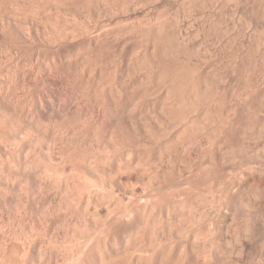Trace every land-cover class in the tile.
I'll list each match as a JSON object with an SVG mask.
<instances>
[{
	"label": "bare ground",
	"instance_id": "1",
	"mask_svg": "<svg viewBox=\"0 0 264 264\" xmlns=\"http://www.w3.org/2000/svg\"><path fill=\"white\" fill-rule=\"evenodd\" d=\"M41 1L44 2V0H38L37 2L38 3H41ZM51 1L52 0H45L46 4H48V5L51 4ZM57 1H59V0H57ZM61 1L63 2V0H61ZM90 1L94 2V0H90ZM95 1L97 2V0H95ZM102 1L103 0H99V3L102 2ZM107 1H108V4L111 5L112 11H113V9H115V10H117V12L119 11V12H121L123 14H126V13H130L131 14L132 12H134V14H137L135 12H138L137 11L138 9H139V12H140V11L143 10L142 8H144L145 6L147 7L148 4L150 5V3H152L151 5H153V3L154 4L155 3H158V0H107ZM234 1H236V0H234ZM260 1H259V3H260ZM31 2H33V1H31ZM159 2H161V0H159ZM165 2H167V1H165ZM193 2H194V0H193ZM210 2L212 3V1H210ZM99 3H97V4H99ZM162 3H164V0L162 1ZM241 3H242V0H241ZM75 4H77V3H75ZM198 4H200V3H198ZM218 4H220V3H218ZM224 4H226V3H224ZM254 4H255V1H254ZM22 5L23 4H21V6ZM241 5L244 8V5L243 4H241ZM251 5H253V4H251ZM19 6H18V8H20L21 11H24V10H22V8L23 9L25 8L26 10L30 9V8L27 9L28 6L26 7V5H23V7H21V6L19 7ZM36 7H38V6H36ZM155 7H156V5H155ZM187 7H188V5H187ZM190 7H191V5H190ZM239 7H241V6H239ZM63 8H65V7H63ZM66 8H68V7H66ZM73 8H76V7H73ZM175 8H174V10H175ZM213 8L214 7H212V9ZM226 8H225V10H226ZM10 9H12V8H10ZM38 9H40V8L38 7ZM43 9H45V7ZM77 9H79V8H77ZM144 9L147 10V11H149V13H150V10H148V7H147V9L146 8H144ZM151 9H153V8H151ZM162 9H164V8H162ZM204 9H202V10H204ZM250 9H252V8H250ZM16 10H18V9H16ZM48 10H51V9H48ZM73 10H75V9H73ZM101 10H103V9H101ZM57 11H59V10H57ZM151 11H153V10H151ZM164 11H165V9H164ZM238 11H239V9H238ZM254 11H252V12H254ZM97 12L98 11H96V13ZM117 12L116 13L115 12H112V13L117 14ZM167 12H168V10H167ZM167 12H164V14L167 13ZM218 12H221V11H218ZM262 12H264V11H262ZM11 13H13V12L11 11ZM61 13L62 14H65V12L64 13L61 12ZM80 13H78V14H80ZM149 13L147 12L145 14H149ZM123 14H122V16H123ZM153 14L154 13H152V15ZM233 14H234V11H233ZM40 15H39V18H40ZM73 15H74V13H73ZM86 15H87V13H86ZM114 15H112V16H114ZM131 15H133V14H131ZM156 15L158 16L159 14L157 13ZM205 15H206V13H205ZM6 16H8V15H6ZM30 16H33V15L26 16V19L27 18H30V20H31V17ZM97 16H98V14L96 15V17ZM108 16H110V18H111V15H108ZM159 16H161V14ZM192 16H191V19H192ZM199 16L200 15H198V17ZM240 16H241V14H240ZM244 16H246V15H244ZM261 16H263V15H261ZM2 17H5V16H2ZM8 17H6L7 19L6 18L5 19L6 20H9V21L4 20L5 22L8 23V24H5V25L3 24L5 22H2L3 21L2 20L3 18L2 19L0 18V20H2V21H0V23L2 22L1 26L3 25L1 27V29H0V41L1 40H2V42L3 41H5V42L6 41H10L11 42L12 41V44L15 43L17 45V47L19 46L20 50H21V48L23 50L24 49L25 50L26 49L28 50L29 48L32 47V45H34L33 47L36 46L37 49L40 50L39 53H38V55H40L41 58H43V57H44V59L46 58V61H49V59H51V61H49V64H47L48 62L45 63L44 62L45 60L44 61L42 60V62H44L45 64H47V66H43L45 64H42V62L40 61L41 59L39 58V61L41 62V65L44 68L40 66V63H37L39 66L36 64V68H37V66L39 68L34 69L35 68V65H34V68H31L30 67V69H29L30 70V73L29 74L30 75L32 74L33 75V78L35 77L34 79H32V81L33 80H35V81L38 80L37 83L39 82L38 84L39 85H42V86H40L41 87V92H40L39 95H37V101L35 99H33L35 97H33V98L31 97L33 100H35V102L33 103V100L31 99L33 104L28 101L32 105L29 104V105H31V107L28 108V110L30 109L29 111L27 110L28 111V114H27V112L24 111L25 114L23 116L21 115L23 121L16 122L17 120L19 121L21 119L19 113H18L19 115L17 114L19 116V119H16V118H18V116H15L16 117L15 118L16 121L13 120L14 118L12 119V117H14V115L16 113V111H15L16 109L12 110V111H15L13 113L14 115L10 111H9V114H7V113H5L6 111H3L2 110V109L5 108L6 105L5 106H1V104H0V155L2 154V156H3L2 159H0V190H1L0 193H2V190H3V192H6L7 195H8V192H10L11 190H14L15 186H17L16 183H21V186H22V181H23V183H25V186H24L25 187V190H26V192L28 191L27 194L29 192H31L35 196V194L37 193L36 190L38 191V189H40V190L46 189L45 187L48 184H45L46 181H47V180L45 181V178H49V174H50V172H48V171H51V172L53 171L54 174L56 173L55 171H57V172L60 171L59 173H60L61 176L62 175L64 176V175H67L68 174V173L67 174H63V173L61 174V172H64L65 173V172H68L69 171V174L68 175H69L70 178L68 176H66V177H68V179L65 180V181H68L69 180V182H71V183H68L67 184V183L64 182L66 184L64 187H68L69 189H71V191L72 190H76L77 191L78 190V186H80V187L82 186V183L80 184L81 181L79 179L80 178L83 179L82 182L85 184V186H83V187H84V189H85V187L87 188L85 190H88V192H89V195L88 196L89 197L91 196L90 198H88L89 199L88 202H86L88 204L86 206V207H88V209L85 211V213L87 212V214L84 213L86 216L83 215V212L81 211L82 212V215L85 216L84 219H82V221L84 220V223H82V221H80V222L79 221H74V218H77V217H72V219L69 218L68 221L66 219L67 222L66 221H63V225L65 223L64 228L66 227V230L62 234H60L61 230H60V232L55 231L57 233L56 236H55L56 238H60L61 239V237H62L63 240L64 239H66V240L69 239V241H73V243H74V245H73L74 246L73 247L74 250H73L71 256H69V257L66 256L67 257V260L64 259L65 261H67V263H69V264H235L232 261L231 258L233 256H238L237 260L235 259V262L236 261L238 262V263L236 262V264H249V262H251L253 260V258L255 259L254 261H256L258 259V262L256 264H264V145L262 147V150H259V152H256L255 151L258 154L254 155V157L251 156V154L253 155V153H254L253 152L254 150L252 151V143H253L252 142L253 141L252 139H253V136H254V139L256 138L255 135H258V137L260 136L263 139L262 142L264 144V103H263V101H264V98H263L264 97L263 96L264 95V92L263 93L261 92L263 94L262 95L263 97H262L261 95L256 94V93H259V92L256 89H254L255 92L252 91V92H250V94L248 92V95L244 94V96H246L245 97L246 99L244 101H243L244 98H239V97L238 98H234L230 94V89H229L230 87L227 88V86H229L230 83L229 84L228 83L225 84L226 82L223 83V82H220V81L218 83L217 82L218 80L215 81L214 80L215 78L213 79V77H211L212 75L210 76L209 75L210 73L207 74L206 73L207 71L206 72L204 71L205 68L204 67H201V65L198 64V62H199L200 59L198 60L197 63H195V58H194V55H193L194 54V51H193V47L191 45L192 42L190 41L191 39H189V36L188 35H187L188 37L185 36V34L182 35V33H183L182 30L184 31V29H181V28L179 29L178 28L181 25V24H179V22H177L179 24L178 27L176 26L177 24L174 25L173 24V21H175V20L172 19V18H171L173 20L172 23H171V21L169 23V24H172V25H170L169 27H170V29H172L171 31H173L172 26L174 25L175 26V29L177 27V29H178L177 31H175V29H174V32L170 33L171 32L170 29L167 28L169 24L166 25L167 24L166 23L167 22L166 21L167 19H165V21H166L165 23L163 21L164 19H162L163 22L161 21V23L157 19L159 21V23H160L159 24L158 22H156L157 25L159 24V26H161V24H164L161 27L156 26V23L153 21V23H151V25L153 24V26H152L153 29H151V32H149L150 31V28H149V30H147V31L145 30L144 31V32H147L148 34L150 33L149 35H147V33H145L147 35V38H145V39H147V41H146L147 43L146 44L148 45V48L145 46L147 48L146 49L147 51L146 50L145 51H146V53L148 55L147 61L149 60L148 62H149V65H150L151 72L149 73L150 75H148V81H146L147 79L145 80V78H147V76L144 77V80H142L139 77V79L142 80L143 82L140 81V80L139 81L137 80L138 82H141L142 86L145 87V85H146L147 90L145 88H143L141 86V84L138 85L139 83L136 84L135 82H133V84L135 83V87L141 86L145 90L144 92L141 93L140 91L142 90V88L140 89V87H138L140 90L137 89V91H136V89H135V91H134V89H133V91H132L131 89L132 88H135V87H133V85H132V88L130 87L131 84H132V82H130L131 84H129V83H127L128 80L127 81L126 80L125 81L123 80V76H122L123 75L122 74L123 69L121 67L122 66V63L119 64L115 68L116 77H115V80H112L113 82L115 81L114 84H113L112 81H111V83L110 82H108V83L106 82L107 85L108 84H111V86L112 85L114 86V88H112L113 86L111 87V90H108L109 89L108 86H110V85L107 86L105 84V86H107V88H106L104 86V83H102V81H100L101 78L100 79L98 78V74L100 72L102 73L103 70L105 72L108 70V68L106 66L107 63L105 65H103V58L109 57L113 51H116L117 52V50H118L122 54L123 60L125 61V58H124V57H126V56H124L125 51L127 50L126 52H128V50L131 47H133V46L135 48V46H136L135 43H134V45H131V47H130V45H128V44H131V42L128 41V40L125 41V38H124V41H122L120 39V40H114V42H113L111 40V38L108 37V34L106 36H104V33H103V36L104 37H101L102 35L101 36H98L97 35V37L96 36L89 37L87 35L88 36V38H87V37H85L86 35H83L82 33L75 32L76 30L75 31H72L73 33H71L69 31L71 34L65 31L66 32V34H65V33H63L64 30L62 29V31L61 30L60 31L63 34L61 32L59 34V31H58V34H57V33H55V30L57 32L58 29L56 27L58 25L57 26L54 25V34H53V31H51L52 34L49 32L50 31L49 29H52V27L47 26V27H50L48 29L47 27H44L43 26V28H45V30H48V32L50 34H48V36L45 35L46 34L45 33L46 31L44 30L45 31L44 32L41 29V31L44 33V36L42 35L43 36L42 37L40 35L41 32L40 33L38 31L36 32L37 29H35V31H33L34 28L32 26H35L36 24H34V23L31 22L32 23L31 28H30V26L27 25L28 28L26 26L25 27V28H27L26 30H25V28L23 26H20V25H23V24H24V26L26 25L25 24V20H26L25 17L23 19L24 22H22V23H20L19 21H17V20H19L18 18L20 16H18L17 19L14 18V20L16 19V21L18 23H20L19 25H16V23H14V21H12L13 18L11 16H10L11 18H8ZM14 17H16V16L14 15ZM21 17H22V15H21ZM34 17H32V19ZM103 17H105V16H103ZM106 17H107V15H106ZM165 17L166 16H164V18ZM170 17H172V16L170 15ZM75 18H76V16H75ZM80 18H81V16H80ZM148 18H150V17H148ZM145 19H147V18H145ZM249 19H251V18H249ZM256 19H258V18H256ZM134 20H135V18H134ZM151 20H153V19H151ZM157 20H155V21H157ZM160 20H161V18H160ZM183 20H184V18H183ZM217 20H215V21H217ZM219 20H221V19H219ZM131 21H130V23H131ZM215 21H213V22L215 23ZM232 21L233 20H231V22ZM234 21H235V19H234ZM245 21H246V19H245ZM27 22H28V20L26 21V23ZM33 22H34V20H33ZM78 22H80V20ZM84 22H88V21H84ZM139 22H141V20ZM168 22H169V20H168ZM191 22H193V21H191ZM204 22H205V18H204ZM240 23H242V22H240ZM28 24H29V22H28ZM37 24H39V23H37ZM64 24H66V23H64ZM85 24H84V26H85ZM114 24H115V22H114ZM118 24H119V21H118ZM229 24H230V22H229ZM107 25H109V24L107 23ZM201 25H203V24H201ZM216 25H218V23L215 24V26ZM222 25H223V23H222ZM246 25H247V23L245 24V26ZM39 26L41 27L42 25H39ZM121 26H123V25H121ZM164 26H165V28H164ZM224 26H225V24H224ZM231 26H232V24H231ZM36 27L38 28L37 25H36ZM69 27L71 28V26H69ZM81 27H83V25ZM110 27H111V25H110ZM216 27H218V26H216ZM74 28H76V27H74ZM113 28L114 27H112V29ZM119 28H120V26H119ZM139 28H141V27H139ZM144 28H145V26H144ZM198 28H199V25H198ZM258 28H259V26H258ZM137 29L135 31H137ZM225 29L226 28L224 27V30ZM38 30H40V29H38ZM80 30H81V28H80ZM82 30H83V28H82ZM106 30H107V28H106ZM119 30H121V29H119ZM102 31L100 33H102ZM129 31H130V29H129ZM188 31H189V29H188ZM194 32L197 33L196 31H194ZM206 32L208 34V30ZM261 32H260V34H261ZM91 33L92 32H90V34ZM225 33H223V34H225ZM145 34H143V37H144ZM186 34H188V33H186ZM197 34H199V33H197ZM234 34H235V32H234ZM120 35H121V33H120ZM137 35H135V36H137ZM255 35H257V34L255 33ZM45 36H47V37H45ZM228 36H226V37H228ZM263 36H264V34H263ZM169 37H171V38H169ZM185 37H187V39L191 43ZM226 37H224V38H226ZM168 38L171 39V40H172V38H175L174 41L172 40L173 42H175V46H174V43L172 42L173 45L171 47V44H169V43H171V41H167L166 42L167 46H169V45L170 46L168 48L163 47L164 46V43H165V40L168 39ZM239 38H241V37H239ZM207 39H210V38H207ZM219 39H221V38H219ZM197 40H199V39H197ZM227 40H229V39H227ZM257 40L259 41L260 39H257ZM205 41H206V39H205ZM138 42H141V41H138ZM195 42H197V41H195ZM195 42H193L192 44L195 45ZM210 42H212V41H210ZM262 43H264V42H262ZM138 44H140V43H138ZM166 44H165V46H166ZM144 45H145V43H144ZM214 45H215V43H214ZM139 46L140 45H138V47ZM208 46L210 47V45H208ZM33 47H32V49H36V47L35 48H33ZM215 47H217V46H215ZM252 47H254V46H252ZM241 48H242V46H241ZM258 48H260V47H258ZM37 49H36V51H37ZM9 50L11 52V49H9ZM225 50H227V49L225 48ZM250 50H251V48L248 51H250ZM256 50H257V48H256ZM82 51H85L84 58H83V52ZM162 51L166 55V56H164L165 59H162V57H161L162 56L161 55V52ZM208 51H209V49H208ZM215 51H217V50H215ZM42 53H45V55H47L49 58L47 56L45 57L44 54H43L44 56H42ZM240 53H242V52H240ZM1 54H4V53H1ZM21 54H23V53H21ZM79 54L82 55V56L81 55L80 56L83 59H80L81 57H76L78 60L77 59L74 60V58H75L74 55L77 56ZM128 54H130V53H128ZM128 54H125V55H128ZM203 54H206V53L204 52ZM255 54H256V52H255ZM221 55L222 54H220V57H221ZM20 56H22V55H20ZM201 56H203V55H201ZM238 56H241V55H238ZM22 57L24 58V56H22ZM30 58H32V57H30ZM110 58H111V56H110ZM120 58H122V57H120ZM243 58H244V56H243ZM109 59H108V61H109ZM126 59H128V58H126ZM260 59H262V58H260ZM245 60L243 59V61H245ZM119 61H120V59H119ZM22 62L23 61H21V63ZM128 62L129 61H127V63ZM222 62H224V61H222ZM246 62L247 61H245V63ZM13 63H14V61H13ZM18 63L19 62H17V64ZM134 63H136V62H134ZM240 63L241 62H239V64ZM113 64H115V63H113ZM230 65H231V62H230ZM14 66H15V63H14ZM14 66H12V67H14ZM18 66H19V64H18ZM32 66H33V64H32ZM217 66H218V64H217ZM221 66H222V64H221ZM8 67H10V64H9ZM212 67H214V66H211V68ZM5 69L3 68L4 71H5ZM22 69H25V68L23 67ZM213 69H215V68H213ZM219 69H220V67H219ZM243 69H245V68H243ZM251 69L252 68H250V70ZM228 70H227V73L229 72ZM255 70H256V68H255ZM36 71H38V72H36ZM209 71H210V69H209ZM245 71H247V70H245ZM10 72H9V74H10ZM163 72H164V76L165 77L163 76V79H158V77L161 76L163 74ZM7 73H8V71H7ZM233 73H235V72H233ZM141 74H143V73H141ZM2 75H4V74H2ZM25 75L26 74L24 73V75H23L24 76L23 77L24 78V82H27L28 81V79H27V76L28 75H26V76ZM223 75H225V74H223ZM215 76H217V75H215ZM19 78H21V77H19ZM31 78L29 77V79H31ZM159 78H162V77H159ZM124 79H125V77H124ZM216 79H218V78H216ZM235 79H236V77H235ZM10 80H12V79H10ZM1 81H3V80L1 79ZM144 81H146L147 84ZM214 81L217 84H219L218 85L219 88H217L218 89L217 91H214L215 92V95H213L212 98H211L210 95H209L210 97H208V96L206 97V95H208V94H211L212 95V93H214L213 92V88L216 86V84H215ZM233 81H235V80H233ZM103 82H105V81H103ZM143 83H145V84L143 85ZM238 83H239V81H238ZM256 83H257V80H256ZM232 84H233V82H232ZM234 84H235V82H234ZM256 85H257V87H255V88L260 89L259 86H258L259 84L257 83ZM23 86H25V85H23ZM40 87L38 86V88H40ZM235 87H237V86H235ZM238 87H240V86L238 85ZM244 87H245V85H244ZM15 88H17V87H15ZM240 88H239V90H240ZM215 89H216V87H215ZM39 90L40 89H38L37 92H39ZM14 91H16V90H14ZM22 91H24V90H22ZM17 92H19V91H17ZM4 93H5V91H4ZM19 93H17V94H19ZM30 93H31V91H30ZM8 94H5V95H8ZM10 94H12V93L10 92ZM35 94H37V93L35 92ZM238 94H240V93L238 92ZM2 95H4V94H2ZM23 96H24V94H23ZM30 96H32V95H30ZM154 96H155V99L153 100L152 98H154ZM10 97H11V95H10ZM18 97H20V96H18ZM145 97L146 98L148 97V99L150 98V100L152 99L153 100V103H152V100H151L150 101L151 104H149V102H148L149 100L147 101V99ZM162 97H163V99L165 97L166 105L164 104L165 106H163L164 107L163 110L160 108L161 106L159 107L162 112L159 109H157L158 112L159 111L161 112L160 114L163 117L162 118V121L160 122V120H161L160 119V116H159L160 114L158 115V114L154 113V112H157V110L156 111H154V110L157 108V106H159V105H156V102L157 101H159V103L158 102L157 103L158 104H161V105L165 102V100L163 102V99H159V98H162ZM145 99L147 101V104H145L146 101H144V102H142L143 104H145L143 106L146 107V105H147L146 108L149 110V111L147 110L148 113H150L151 107L154 106V109L153 110L151 109V113L153 111L152 114H154V115L156 114L160 120L155 115L156 118L161 123V125H158L159 127L156 126L153 129H150V128L147 127L148 129L153 130L151 132V134L149 133L150 130H149V132H147L148 129L142 128L143 127V125L141 126V123L142 122L141 123L139 122L140 123L139 124L138 121L134 120V121H136L135 123L136 124L138 123L139 126L142 128L140 130L139 129L140 127L138 128V126H137L138 124L135 125V123L133 121V118L134 117L131 116L132 117V119H131L130 116L129 117L128 116L127 117L125 116L126 115L125 112H127L128 111L127 109L130 108V104H132L135 101L137 102L138 100L139 101H142V100H145ZM156 99H158V100H156ZM160 100L162 101V103H160ZM19 101H21V99ZM6 102H8V101H6ZM6 104H8V103H6ZM23 104H25V103H23ZM148 104L151 105V107H149ZM2 105H4V104H2ZM133 105H134V103H133ZM15 106H18V105H15ZM9 107H11V106L9 105ZM224 108H227V109L224 111ZM24 109H25V107H24ZM179 109H183L184 111L183 110H179ZM19 110H21V109H19ZM178 111H181V112L183 111V114H185V116L183 118L180 117L182 115V113L180 115H178L179 114ZM221 111H222V114H224V116H222V117H221ZM17 112H18V110H17ZM22 112H21V114H22ZM10 113H11V115H10ZM97 113H100V115L102 114L103 123H101V124H103V125H100L99 122H98L99 125L96 124L97 123L96 122L97 121V119H96L97 118V116H96ZM139 113H141V112H139ZM127 115H128V112H127ZM165 115L167 117H169V116H177V117H179V119H178V121H180L179 122V125H180V127L181 126L182 127L178 130V131H180L179 132L180 134L177 133L178 134L177 135V140L178 141L177 140H174L176 138L175 136L172 137V138L175 137L174 139L169 138V136H172V135L168 134L167 131L171 127V125H170L171 122L168 121L169 124L165 123V121L167 120V118L165 117ZM208 116H212V118H210ZM218 116L221 117L220 120H219V118H217L219 121L216 119V117H218ZM146 117H149V116H146ZM135 118H137V117H135ZM141 118H143V117H141ZM171 118H173V117H171ZM207 118H210V120L212 119V121H213L212 126H213V124H216V122H218V124L220 125V126L218 125V127L222 129V132L221 131H219V132L222 133V139H224V140H223V142H220V141L219 142L220 143H224L225 141H227L228 143L229 142L231 143L232 148L230 150H232V151L231 152H228V153H231L230 156H227L229 154H227V155L226 154H223L222 151H220L221 148L219 149V148L216 147L219 144V142H218V140H219L218 139V136H216L217 137L216 143L214 145H212V147H211V144L212 143L210 144V141H209V137L210 136L208 134L213 129H211V127H210V124L211 123L208 121ZM221 119H223V120H221ZM247 119H250L251 121H249ZM150 120H153V118L150 119ZM176 120H177V118H176ZM215 120H217V121L215 122ZM246 120L249 121V122H247ZM252 120H253V122H252ZM172 122H173V119H172ZM245 122H247V124H245ZM250 122H251V125H252V123L254 125L256 124V126H254V127L252 126V128H253L252 130H249V129H251V125L248 124ZM146 125H148V123ZM175 125H178V124H175ZM243 125H245V129H244V126ZM247 125H249L250 127L247 126ZM114 126H118L117 131L115 130ZM121 126H123V127L125 126V131L127 130L126 133L129 132L130 127H132L133 128L132 130H134V131L131 130L132 132H135V133L139 134L141 137H143V139H145V140H143L142 138L140 139V138H138L140 136L138 135V137H137V135H136V137L138 139L142 140V141H139L138 139L136 140V141H139L140 142V143L139 142H136V143H139V144H137V146L139 145L137 149L139 150L140 147H141L140 150L141 151L144 150V152L146 153V155H149V153H152L151 154L152 159L154 158L152 156L153 155V152H154V155H155V153L158 154V152H159V154H160L162 152V150L164 151L163 153H161V156H162L161 157V160H160V157H159V162L157 161V163H160V161L162 162L163 157L166 158L168 156L171 157L172 155H174L173 150H174V148H177V145H178V147L181 148V151L179 150L180 151L179 152L180 153V156H179V154H178V156L179 157H182L183 156L181 154L182 149H184V151H186L185 148H187L191 144V141H192L191 140L192 138L190 136H192L193 133L197 132L198 134H196V133L194 134V136L196 138L194 137L193 139H195L196 141L193 140V141H195L193 143L194 144H198L197 147H199V150H198V153L197 152L196 153L199 156L202 157V158L200 157V160H199V161H201V159H203L202 162L199 163L196 160V158L198 157V155H194V156H196V158L193 155H191L194 152V148H191L192 153H190L188 151V153L190 155H187V153L185 154L184 152H183V154H185L186 156H189V157L191 156V157H193V159L195 158V163H194L193 159H190L191 157L188 158V157H186L184 155L185 158H183V159H184V161L186 160L185 163L187 162L188 165H190L189 167L192 168V171H194V169L196 167V169L199 171V173L198 174H196V173L193 174L192 172H190V174L192 173V175L189 174L191 177L189 175L188 176H185L184 178L190 177V178H186V179H184V178L181 179L183 176L182 175L180 176V174H179V176L181 177L180 179L177 178L178 177V175H177V176H175L176 177L175 179L168 180L165 177V175L167 173L165 174V173H163V169L161 170L162 166L165 163L164 162L162 163V166H160L161 168H159L160 172H158L159 170L157 171V166L159 164L156 165L157 163L154 162L155 163L154 166L156 165L155 166L156 170L154 169L155 171H153V173L150 172L151 173L150 174L148 171H152V168H151V166H153V165H151V161L152 160L149 161L150 156H147V157H149L148 159L145 158L146 155L144 154L143 151L141 152L139 150V153L141 152V153L144 154L143 157L142 156L139 157L137 155V153L134 154V151H135V149L137 147L136 145H135V147L133 146L134 149H133V152L131 150L132 153L131 152L130 153H127L128 151L127 152H124L126 150V148L123 151H121V150L119 152L117 151L118 148H120V149L123 148L120 145V142L123 139V135L122 134H118V133H120L119 127L121 128ZM192 127L193 128H196L195 129L196 131H194V132L191 131L193 129ZM246 127L249 128L248 129L249 133L246 130ZM113 128H114L115 132H114ZM126 128H129V129H126ZM122 129H124V128H122ZM138 129L140 130V132H139ZM154 129H155V131H154ZM215 129H216V127H215ZM215 129H214V131H215ZM144 130H146V131H144ZM131 131H130V133H127L128 136L133 135L131 133ZM188 131H189V133L193 132L192 135L191 134L189 135ZM164 132L167 133L166 134V138H165V136H163V133ZM165 133H164V135H165ZM23 134L24 135L26 134L27 136L29 135L30 136V139L32 140V142L27 137H24L23 138ZM157 135H158V137H157ZM174 135H175V133H174ZM153 136L155 138L156 137L157 138H160L161 137V139H157L158 141L156 142V140H155V138ZM167 136H168V139H167ZM214 136H213V138H215ZM219 137H220V135H219ZM260 137H259V139H260ZM25 138L29 139L30 140V143H31L29 145L30 147H28L29 148L28 150H26L27 149L26 148V145H25V148H26L25 149L22 144L20 146L18 144L19 142L24 143V141L26 140ZM99 138H100V140H99ZM164 138H165L166 141L169 140V139H171V140H173V142H175L174 144H175L176 147H174L172 149V151H170L171 148L168 147L169 146V142L168 141L167 142L166 141L165 142H161V141H164L163 140ZM211 138H212V136H211ZM152 139L155 140V143L157 145H155V143H152V142H154ZM102 140L105 143H103ZM159 140H160L161 143H164V145H162V146H164V148L161 145H159L163 149L161 147H158ZM98 141L102 142L103 143V146H105L107 144L104 147L105 149L103 148V146L101 147L102 143L99 142L100 143L99 144ZM206 141H209V143L208 142L207 143L210 145V148L207 145V143H205ZM25 142H27V141H25ZM176 142H177V145H176ZM211 142H213V141H211ZM28 143H29V141H28ZM28 143H26V144H28ZM97 143L100 145L99 147H97L98 146ZM123 143H125V142H123ZM150 143H152L154 145L153 146L154 148L152 147V145ZM126 144H127V141H126ZM204 144H206L209 149L207 148V146H206V148H207L206 149L205 146H204ZM128 145L126 147H128ZM173 145H171V146H173ZM225 145H227V144H225ZM228 145L230 146V144H228ZM218 146H220V145H218ZM142 147H143V149H142ZM150 147L153 148V149H150ZM155 147L156 148L157 147L158 148H161L162 150L160 149L161 151H159V149L157 148V152H156V148ZM224 147H223V149H224ZM228 148L227 149L225 148V150H228ZM102 149H104L105 151L102 150ZM111 149L113 151H115V152H112ZM137 149H136L135 152H138ZM177 149H175V151ZM188 149H190V148H188ZM200 149H202V150H200ZM110 150H111V152H110ZM100 151H101V154H100ZM150 151H153V152H150ZM200 151H202V152H200ZM116 152L119 153V154H117ZM120 152H124V157L126 156L125 155L126 153L129 154V156H128L129 158L126 157V158H128V160L131 159V157H132L131 155L133 154V156H135V157H134V159L132 157V160H134V161L131 160V161L125 162L124 160H127V159H125L123 156H121V157L124 158V159L123 158L121 159L122 160V162H121L120 158L119 159L116 158L118 155H120ZM223 152H224V150H223ZM112 153L116 154L117 156L115 155L116 157H114V155ZM167 153L169 155L168 156H165V155H167ZM176 153H178V151H176ZM121 154H123V153H121ZM178 156H177V154L175 156L177 160L179 158ZM113 157H114L115 160L113 159ZM136 157H137V159L139 158L138 161L141 158H143L145 162H147V163L150 162V163H148L150 165V167H149V165H147V163L144 164L145 162L143 160H140L139 161L140 164H141V161H143V163H142L143 166L141 164L142 167L140 168L139 167L140 164L137 162ZM237 157L239 158V161L238 162H237V160H238ZM171 158H169V159H171ZM187 158H188L189 161L192 160L191 163H193V164H189L190 162L187 161ZM116 159H117V161H120L123 164H120V166L119 165H116V163L118 164V162H116ZM135 159H136V161H135ZM206 159L208 161L204 163V160H206ZM154 160H155V158L153 159V161ZM156 160H158V157L156 158ZM163 160H165V159H163ZM153 161H152V163H153ZM166 161H167V158H166ZM196 161H197V164L198 165L199 164H202V163L204 165L202 164V165H200L198 167V165L196 166ZM5 162H7L6 163L7 164V167L6 168H10L9 170H6L4 168L6 166V164H4ZM112 162H113L114 165H112ZM114 162H116V163H114ZM168 162H169V160H168ZM180 162L181 161H179L178 163L180 164ZM178 163L176 162L175 164H178ZM9 164H10L11 167H8ZM160 165H161V163H160ZM188 165H186V166H188ZM41 166L45 170L44 173L45 172L47 173L44 176H43L44 173L41 174L39 172V171H41L40 170L41 169ZM114 166L117 169L119 168V170H117L116 168L115 169H116V171H120L121 173L114 171L115 170V169H113ZM134 168H135V170L133 171ZM163 168H165V167L163 166ZM188 169H190V168L187 167V170ZM3 170H5V171H3ZM197 170L195 172H198ZM7 171H8V173H7ZM9 171H10V173H9ZM36 171H37V173L39 172L41 174V178H43V177H45V176L48 175V177H45L44 180H41L40 178L38 180V182L41 180V182L44 181L45 183L42 182L41 184H38V182L36 181V178L38 179V177H40V176L36 177L37 175H39L37 173H36L37 175L35 174ZM161 171H162V174H164V175H161L160 174ZM5 172L7 173V175L5 174ZM42 172H43V170H42ZM53 172H52V175H53ZM164 172H166V170ZM169 172H170V170H169ZM118 173H119V176H117ZM145 173L146 174L149 173L151 175L149 177H152L153 178L152 179V178H149L147 176L148 177V180H149V183H147L148 181L145 180V179H147L146 176H144V175H146ZM173 173H175L174 175H176L177 172L174 171ZM180 173H182V171ZM152 174H153L154 177L152 176ZM171 174L172 173L170 172V176H171ZM185 175H187V174H185ZM168 176H169V174H168ZM203 176H204V179H203ZM97 177H100V178L98 179ZM144 177H145V179H144ZM173 177H171V178L168 177V178L172 179ZM205 177H206V180H205ZM73 178H74V180H73ZM70 179L72 181H70ZM96 179H98V181L101 179L99 181L100 183L97 182ZM202 179L205 180V182H202V183H204L208 187V188H205V189H209L208 191L212 192V194H210L211 197L213 195V199L210 198V200H212V201H210L209 199H207L209 196H206L205 197L206 200L204 198V196H205L206 193L202 192L204 189H201V188L202 187L204 188L205 185H202V187H199L202 184L200 182ZM20 180H21V182H19ZM56 180H55V182H57ZM135 180H136V182H134ZM143 180H145L146 182L143 181ZM138 182H140L141 188L140 187L139 188L142 189V192H143L144 187H145L144 191L145 190L147 191L146 195L145 194L144 195H141L142 197L139 195V191H141V190H138L137 189V187L139 186L138 185ZM142 182H144V187L142 186L143 184H141ZM151 182H154L155 184L153 183L152 185H150V188L149 189L148 188L146 189V185L149 186V184H151ZM135 183H137V186L135 185L136 187L134 186ZM49 185H48V187H49ZM51 185H52V183H51ZM55 186H57V185H55ZM18 188H19V186H18ZM58 188H59V186H58ZM20 189H22V188H20ZM55 189H56V187H55ZM165 189H170L171 192L169 194H167L166 192H168L169 190L165 192L164 191ZM198 189H200L201 192ZM52 191H54V189ZM197 191H199L198 192L199 194H197ZM206 191L207 190H205V192ZM88 192L86 191V194ZM40 193H41V191H40ZM80 193H84V192H80ZM162 193H164V194H162ZM201 193L204 196L202 195L201 196V200H200ZM11 194H13V193H11ZM32 194L29 193V195H31V196H29L30 199H28V201L29 200H33L32 199V196H33ZM43 194L44 193L42 192V195ZM51 194H53V193H51ZM57 194L60 195L59 193H57ZM71 194H74V193H71ZM78 194H79V191H78ZM141 194H143V193H141ZM208 194H209V192H208ZM36 195H38V194H36ZM192 195L194 196L195 199L193 198ZM38 196H40V195H38ZM44 196H45V194H44ZM53 196H54V194H53ZM79 196L78 197L81 198L84 195L81 196L79 194ZM117 197H118L119 200L117 199ZM121 197L122 198L123 197H126V198L128 197L130 199V204L127 203L128 205L123 206V208H121L119 206L118 207L119 209L117 211V205L115 206V202H117V201L114 202V199H117L118 201H120L122 199ZM139 197L145 199L146 202H143V203H145L144 205L142 203H141L142 205H140L139 203L136 202L139 199H141ZM202 197H203L204 200L202 199ZM38 198H41V197H38ZM11 199H12V197H11ZM24 199H22V201ZM35 199H36V197H34V200ZM48 199H50V198H48ZM77 199H76V201H77ZM129 199H125V200H129ZM82 200H83V198H82ZM122 200H124V198ZM1 201H3V200L1 199ZM15 201L17 202V200H15ZM28 201H27V204H28ZM55 201L53 202L54 204H55ZM61 201H62V199H61ZM78 201H79V199H78ZM83 201H85V200H83ZM111 201H113V202H111ZM141 201H143V200H139V202H141ZM33 202L35 203V202H37V200L36 201H33ZM64 202H66V200ZM10 203H8V204H10ZM17 203L14 202V204H16V205H17ZM41 203H42V201H41ZM81 203H82V201H81ZM81 203H79L80 206H82ZM112 203H114V205H112ZM135 203H137V204H135ZM12 204L13 203H11V205ZM30 204H32V203H30ZM54 204H52V203L49 204V205H52V206H50L51 209L48 210V208H47L48 212L47 211H45V212L43 211V214L46 213V216L47 217H52L51 214L52 213H55V215H53V217L55 218L56 214H58V210L62 206L61 207H60V205L55 206ZM56 204H58V203L56 202ZM3 205L6 208V205L5 204H3ZM28 205H23V206L26 207ZM37 205H38V203H37ZM44 206H46V205H44ZM114 206L116 207V211L115 212H117V213L114 212V208H115ZM1 207H2V205H1ZM69 207H70V205H69ZM11 208L12 207H10L8 209H11ZM21 208H23V207H21ZM29 208H31V207H29ZM35 208H38V207H35ZM73 208H74V205H73ZM8 209H6V210H8ZM43 209L44 208H41V211ZM76 209H73V212H75ZM213 209L214 210L216 209L215 213L213 212L214 211ZM19 210H21V209H17V212ZM37 210H39V209H37ZM194 210H195V212H194ZM28 211H29V209H28ZM79 211H80V208H79ZM19 212H21V211H19ZM37 213H39V212H37ZM172 213H178V215H177L178 217L175 216L176 217V220H177V218L180 217L181 223H182V221L185 222V223H182V225H184L187 228V230H185V232L186 231H189V234H191V235H187L186 238L182 239L183 241L179 240V242L181 241L180 243H177L179 246L175 244L176 243V241H175L176 239L174 238L175 240L173 241L172 237L170 236V233L171 232L168 233V234L166 233L167 231L165 232V228L168 230V227L167 226L170 224L169 221H167V222H169V224L167 223L168 225L165 224L166 227H163L164 226L163 225L164 222H166L165 220H163L162 225H157L159 218H161V217L164 218V217H166V215H167V217L169 216L168 218H170L171 221L173 222V219L175 220V218H174V216H173ZM9 214H10V212H9ZM13 214H15V212ZM62 214H63V212H62ZM71 214H73V213H71ZM44 215L43 216H41V215L39 216L38 215V216L41 217V218L42 217L44 218ZM64 215H65V213H64ZM170 215L173 216V217H171ZM174 215H176V214H174ZM17 216H19V214ZM79 216H80V214H79ZM158 216H159V218H158V220H156ZM27 217H29V216H27ZM80 217L82 218V216H80ZM103 217H105V219ZM8 218H10V217H8ZM43 218H42V220H43ZM58 218H59V216H58ZM66 218H68V217H66ZM162 218L160 219V221L162 220ZM19 219H20V217H19ZM45 219H44V221H45ZM3 220H5V219H3ZM27 222L29 223L30 220L27 221ZM35 222H36V220L34 221V224L35 225L31 222L33 224V226H36V223ZM53 222H54V219L52 220V222H50V219H49L48 222H46V224L40 223V222L37 221V225L39 224L37 226L39 228V230H38L37 227H35L37 229L36 232H39L40 229L44 230V232H48L47 231L48 230L47 228H49V230H50L51 227H52L51 226V223H53ZM223 223H227L226 228H225V224H223ZM53 224H55V223H53ZM61 224H60V226H62ZM155 224L157 225L156 227H154ZM159 224H161V222ZM173 224H174V222H173ZM194 224H195V226H196V224L198 225L197 226L198 231H196V229H195V231L193 230V227H194L193 225ZM222 224L224 226H222ZM89 225H91V226H89ZM172 225H171V227H172ZM175 226H177V225H175ZM13 227H15V226L13 225ZM25 228H26V226H25ZM45 228L47 230H45ZM58 228H60V227H58ZM152 228H153V231L152 232L154 233L153 234L154 236L153 237H150L152 235H150V234L148 235V230H152ZM182 228H184V227H182ZM36 229H34V232H35ZM19 230H21V228ZM26 231H28V230H26ZM169 231H170V229H169ZM7 232H8V229H7ZM173 232L175 233V231H173ZM53 233H54V231H53ZM1 234H2V232H1ZM1 234H0V236H1ZM25 234H27V233H25ZM43 234L45 235L46 233H43ZM38 235H42V234H38ZM38 235H37V239L42 238V236H40V238H38ZM49 235L51 236V234H49ZM17 236H16V238H17ZM28 236H30L31 238L29 237V238L24 239L23 243H19L21 245H18L17 246V244H18L17 243L16 246L14 245L15 247H13L12 249H7L9 251L14 249V251L16 250L17 254L20 255L19 256L20 260L18 259L19 262L17 261L18 264H26V263L28 264V261L27 260H29V258H33L34 257L33 255L34 254L36 255V250H38L37 249L38 244H36V243L39 242L40 240L39 241L36 240L37 241L36 242L34 239L31 240L32 237H33V235L32 236L31 235H28ZM48 236H46V238ZM172 236H174V234H172ZM175 236H177V235H175ZM202 237L204 239H200L202 241V243L201 242L199 243L200 240H198V239L199 238H202ZM43 238H44V236H43ZM176 238H178V237H176ZM13 239H15V238H13ZM51 239H52V237H51ZM193 240H194V242H192ZM41 242H43V241L41 240ZM11 243H13V242H11ZM63 243H65V242H63ZM91 243L94 244V245H92ZM39 244H40V242H39ZM71 244H72V242H71ZM140 244H141V246H138ZM4 245H5L4 248L5 247L6 248L8 247L5 243H4ZM60 246H62V243H61ZM10 247H12V246H9V248ZM71 247H72V245H71ZM3 251H4V253H7L4 249H3ZM40 251H43V250H40ZM66 252H67V250H66ZM4 253L2 254V252H1L2 257L0 258V264H9L8 262L6 263V261H8V260H5V257L6 256H5ZM51 253H53V250H52ZM51 253H50V255H49V253H46V254H44L46 256H44V255L43 256L45 258H48L49 257L48 260L51 261L52 258L53 259L55 258L54 257L55 254H51ZM40 254H41V252H40ZM28 255H31L33 257H31V256L28 257ZM7 257H8V255H7ZM35 258H37V257H35ZM56 258H57V255H56ZM59 258L56 261H58V260L61 259V258L60 259ZM42 259H44V258H42ZM233 259H234V257H233ZM64 260H63V262L66 264V262ZM42 261L44 262V260H42ZM32 262H33V260H32ZM42 263H40V264H42ZM254 263H252V264H254Z\"/></svg>",
	"mask_w": 264,
	"mask_h": 264
},
{
	"label": "rangeland",
	"instance_id": "2",
	"mask_svg": "<svg viewBox=\"0 0 264 264\" xmlns=\"http://www.w3.org/2000/svg\"><path fill=\"white\" fill-rule=\"evenodd\" d=\"M19 1V2H18ZM31 1H33V2H31ZM38 0H0V18L3 20H0V21H2V22H5L4 20H6L7 18L6 17H8V18H13V20L12 21H14V23H16V25H19L20 23H22V22H24V17H25V19H26V16H28V15H33V16H30L31 17V20H30V18H27L26 20H25V26H24V24L23 25H20V26H23L24 28L28 25V26H30V28H31V26H32V23H34V24H36L37 26H38V28L36 27V25L35 26H32L33 28V31H35V29H37L36 30V32L38 31L39 33L41 32V36L43 35L44 36V33L41 31V29L44 31L45 30V28H43V26L44 27H47V26H50V27H52V29H49L50 27H47L50 31V33L52 34V32L51 31H53V34H54V25H58L56 28L58 29L57 30V32H56V30H55V33H57L58 34V31H59V34H60V32L62 31V29L64 30V32L63 33H65L66 34V32H68V33H73L72 31H75V32H77V33H82L83 35H86L85 37H87L88 38V36L89 37H94V36H96L97 37V35L98 36H101V37H104V36H106L107 34H108V37L109 38H111V40L114 42V40H122V41H124V38H125V41H130L131 42V44H128V45H130V47H131V45H134V43L136 44V46H135V48H134V46L133 47H129L130 49L128 50V52H126L125 51V53H124V56H126V57H124L125 58V61L123 60V56H122V54L120 53V51H118L117 50V52L116 51H113L112 53H111V58H110V56L109 57H107V58H103V65H105L106 63V66H107V68H108V70L105 72L104 70H103V72L101 73H99L98 74V78L100 79V81H102V83H104V86H105V84H106V82L108 83V82H110L111 83V81L112 80H115V77H116V71H115V68L119 65V64H121L122 63V69H123V72H122V76H123V80L125 81H127V83H129V84H131L130 82H132V84H131V88H132V85H133V87H135V83L136 84H138V85H140L141 84V82H138L140 79H139V77L142 79V80H144V77H146L147 76V78H145V80L146 81H148V75H150L149 73L151 72V70H150V65H149V60L147 61V58H148V55H147V53H146V49L148 48V45L146 44L147 42V39H145V38H147V35H149L147 32H144L145 30L147 31V30H149V28H150V31L149 32H151V29H153L152 28V26H153V24L151 25V23H153V21L156 23V22H158L159 23V21H160V23H161V21H162V19H164L163 21H164V23L166 22L167 24L166 25H168L169 23H170V21H171V23H172V19H174L175 21H173V24L174 25H176L177 27L179 26V24H181L178 28L180 29H184V31L182 30V35L183 34H185V36H189V39H191L190 41L193 43V42H195V41H197V42H195V45H193L188 39H187V37H185L190 43H191V45H192V47H193V51H194V58H195V63H197L198 62V60H199V62H198V64H200L201 65V67H204L203 69H204V71L207 73V74H209L211 77H213V79L216 81V80H218L217 82L219 83V81L220 82H223V83H225V84H229V86H227V88H229L230 89V94L234 97V98H244L243 99V101L246 99L245 97L246 96H244V94H246V95H248V92H249V94H250V92H252V91H254L255 92V90L254 89H256L259 93H256V94H259V95H263L262 93L264 92V43H262V42H264V36H263V34H264V12H262V11H264V0H254L255 1V4H254V1L253 0H242V3H241V0H236V1H232V0H194V2H193V0H164V3H162V1L163 0H161V2H159V0H158V3H153V5H151L152 3H150V5L148 4L147 5V7H148V10H150V13H149V11H147V10H145L144 8H146L147 9V7L145 6L144 8H142L141 10L142 11H140L139 12V9L137 10L138 12H135V13H137V14H134V12H132L131 14H133V15H131L130 13H126V14H123V13H121V12H117V10H115V9H113V11H112V9H111V5H109L108 4V1L107 0H103L102 2H100L99 3V0H97V2L94 0V2H92V1H90V0H63V2L61 1V0H59V1H57V0H52L51 1V4L50 5H48V4H46V2H45V0H44V2H42L41 1V3H38L37 2ZM57 3H56V2ZM67 1V2H66ZM75 1V2H74ZM87 1V2H86ZM165 1H167V2H165ZM170 1V2H169ZM184 1V2H183ZM210 1H212V3L210 2ZM220 1V2H219ZM229 1V2H228ZM244 1V2H243ZM259 1H260V3H259ZM7 2V3H6ZM15 2V3H14ZM18 2V3H17ZM25 2V3H24ZM80 2V3H79ZM89 2V3H88ZM174 2V3H173ZM176 2V3H175ZM197 2V3H196ZM205 2V3H204ZM215 2V3H214ZM234 4H232V3ZM263 4H262V3ZM2 3V4H1ZM4 3V4H3ZM30 3V4H29ZM55 3V4H54ZM63 5H62V4ZM69 3V4H68ZM75 3H77V4H75ZM91 3V4H90ZM97 3H99V4H97ZM160 3V4H159ZM172 3V4H171ZM182 3V4H181ZM198 3H200V4H198ZM211 3V4H210ZM218 3H220V4H218ZM224 3H226V4H224ZM237 3V4H236ZM239 3V4H238ZM249 3V4H248ZM257 3V4H256ZM17 4V5H16ZM21 4H23V5H26V7H27V9L28 8H30V9H28V10H26L25 8L23 9L22 8V10H24V11H21V9L20 8H18V6L20 5L21 6ZM44 4V5H43ZM60 4V5H59ZM97 4V5H96ZM176 4V5H175ZM181 4V5H180ZM188 5V7H187V5ZM194 4V5H193ZM196 4V5H195ZM203 4V5H202ZM224 4V5H223ZM241 4H243L244 5V8L242 7V5ZM246 4V5H245ZM251 4H253V5H251ZM4 5V6H3ZM13 7H12V6ZM23 5L21 6V7H23ZM40 5V6H39ZM47 5V6H46ZM57 5V6H56ZM60 7H59V6ZM68 5V6H67ZM102 5V6H101ZM155 5H156V7L158 8H156L155 7ZM175 5V6H174ZM190 5H191V7H190ZM202 5V6H201ZM208 5V6H207ZM220 5V6H219ZM9 6V7H8ZM17 6V7H16ZM19 6V7H20ZM36 6H38L40 9H38V7H36ZM43 6V7H42ZM85 6V7H84ZM89 6V7H88ZM92 6V7H91ZM96 6V7H95ZM98 6V7H97ZM110 6V7H109ZM178 6V7H177ZM180 6V7H179ZM196 6V7H195ZM205 6V7H204ZM225 6V7H224ZM239 6H241V7H239ZM246 6V7H245ZM256 8H255V7ZM262 6V7H261ZM42 7V8H41ZM45 7V9H43ZM51 7V8H50ZM63 7H65V8H63ZM66 7H68V8H66ZM72 7V8H71ZM73 7H76V8H73ZM106 7V8H105ZM108 7V8H107ZM161 7V8H160ZM176 7V8H175ZM186 7V8H185ZM211 7V8H210ZM212 7H214L213 9H212ZM219 7V8H218ZM228 9H227V8ZM235 7V8H234ZM248 7V8H247ZM10 8H12V9H10ZM77 8H79V9H77ZM83 8V9H82ZM150 8V9H149ZM151 8H153V9H151ZM157 10H156V9ZM162 8H164L165 9V11H164V9H162ZM174 8H175V10H174ZM183 8V9H182ZM190 8V9H189ZM199 8V9H198ZM205 8V9H204ZM225 8H226V10H225ZM237 8V9H236ZM250 8H252V9H250ZM5 11H4V10ZM16 9H20L19 11L18 10H16ZM35 9V10H34ZM48 9H51V10H48ZM73 9H75V10H73ZM96 9V10H95ZM101 9H103V10H101ZM110 9V10H109ZM173 11H172V10ZM181 9V10H180ZM202 9H204V10H202ZM210 9V10H209ZM215 9V10H214ZM233 9V10H232ZM238 9H239V11H238ZM247 9V10H246ZM250 9V10H249ZM260 9V10H259ZM13 12V13H11V11ZM42 10V11H41ZM44 10V11H43ZM57 10H59V11H57ZM61 10V11H60ZM72 10V11H71ZM79 10V11H78ZM83 10V11H82ZM109 10V11H108ZM151 10H153V11H151ZM155 10V11H154ZM167 10H168V12H167ZM170 10V11H169ZM225 10V11H224ZM243 10V11H242ZM255 10V11H254ZM257 10V11H256ZM7 11V12H6ZM21 11V12H20ZM35 11V12H34ZM93 13H92V12ZM96 11H98L97 13H96ZM103 11V12H102ZM105 11V12H104ZM108 11V12H107ZM146 11V12H145ZM172 11V12H171ZM181 11V12H180ZM196 11V12H195ZM215 11V12H214ZM218 11H221V12H218ZM233 11H234V14H233ZM241 11V12H240ZM249 11V12H248ZM252 11H254V12H252ZM28 14H27V13ZM43 14H41V13ZM60 14H59V13ZM61 12H65V14H62ZM77 12V13H76ZM81 12V13H80ZM112 12H117V14H115V13H112ZM149 13V14H145V13ZM164 12H167V13H165L164 14ZM187 12V13H186ZM226 12V13H225ZM230 12V13H229ZM232 12V13H231ZM249 14H248V13ZM252 14H251V13ZM259 12V13H258ZM24 13V14H23ZM49 13V14H48ZM73 13H74V15L76 16V18H75V16L73 15ZM78 13H80V14H78ZM83 13V14H82ZM86 13H87V15H86ZM101 13V14H100ZM111 13V14H110ZM120 13V14H119ZM142 13V14H141ZM152 13H154L153 15H152ZM161 14V16H157L156 14ZM185 13V14H184ZM205 13H206V15H205ZM210 13V14H209ZM263 13V14H262ZM12 14V15H11ZM38 14V15H37ZM42 16H41V15ZM55 14V15H54ZM67 14V15H66ZM89 14V15H88ZM98 14V18L96 17V15ZM115 14V15H114ZM122 14H123V16H122ZM163 14V15H162ZM174 14V15H173ZM182 14V15H181ZM188 14V15H187ZM191 14V15H190ZM233 14V15H232ZM240 14H241V16H240ZM259 14V15H258ZM6 15H8V16H6ZM14 15L16 16V17H14ZM21 15H22V17H21ZM25 15V16H24ZM39 15H40V18H39ZM52 15V16H51ZM54 15V16H53ZM95 15V16H94ZM106 15H107V17H106ZM108 15H111V18H110V16H108ZM112 15H114V16H112ZM156 15V16H155ZM169 15V16H168ZM170 15L172 16V17H170ZM178 15V16H177ZM193 15V16H192ZM198 15H200L199 17H198ZM222 15V16H221ZM238 15V16H237ZM244 15H246V16H244ZM250 15V16H249ZM252 15V16H251ZM261 15H263V16H261ZM2 16H5V17H2ZM11 16V17H10ZM18 16H20L19 18H18ZM35 16V17H34ZM37 16V17H36ZM63 16V17H62ZM67 16V17H66ZM80 16H81V18H80ZM85 16V17H84ZM103 16H105V17H103ZM116 16V17H115ZM121 16V17H120ZM133 16V17H132ZM153 16V17H152ZM164 16H166L165 18H164ZM191 16H192V19H191ZM207 16V17H206ZM257 16V17H256ZM32 17H34L33 19H32ZM45 17V18H44ZM55 17V18H54ZM75 19H74V18ZM100 17V18H99ZM114 17V18H113ZM148 17H150L151 19H153V20H151L150 18H148ZM155 17V18H154ZM169 17V18H168ZM187 17V18H186ZM211 17V18H210ZM229 17V18H228ZM240 17V18H239ZM243 17V18H242ZM251 18V19H249V18ZM263 17V18H262ZM6 18V19H5ZM14 18H18L19 20H17V21H19L20 23H18L17 21H16V19L14 20ZM48 18V19H47ZM58 18V19H57ZM84 20H83V19ZM92 18V19H91ZM105 18V19H104ZM118 18V19H117ZM126 18V19H125ZM130 18V19H129ZM134 18H135V20H134ZM141 18V19H140ZM145 18H147V19H145ZM160 18H161V20H160ZM172 18V19H171ZM179 20H178V19ZM183 18H184V20H183ZM194 18V19H193ZM204 18H205V22H204ZM221 19V20H219V19ZM226 18V19H225ZM253 18V19H252ZM256 18H258V19H256ZM55 19V20H54ZM70 19V20H69ZM98 19V20H97ZM102 19V20H101ZM112 19V20H111ZM117 19V20H116ZM133 19V20H132ZM139 19V20H138ZM159 21H158V20ZM165 19H167L166 21H165ZM177 19V20H176ZM218 19V20H217ZM225 19V20H224ZM234 19H235V21H234ZM242 19V20H241ZM245 19H246V21H245ZM28 20V22H29V24H28V22L26 23V21ZM30 20V21H29ZM33 20H34V22H33ZM37 22H36V21ZM61 20V21H60ZM80 20V22H78ZM131 21V23H130V21ZM141 20V22H139ZM145 20V21H144ZM155 20H157V21H155ZM168 20H169V22H168ZM188 20V21H187ZM215 20H217V21H215ZM231 20H233L232 22H231ZM260 20V21H259ZM6 21H9V20H6ZM16 21V22H15ZM77 21V22H76ZM84 21H88V22H84ZM97 21V22H96ZM99 21V22H98ZM118 21H119V24H118ZM121 21V22H120ZM123 21V22H122ZM129 21V22H128ZM137 21V22H136ZM162 21V22H163ZM187 21V22H186ZM191 21H193V22H191ZM213 21H215V23L213 22ZM224 21V22H223ZM226 21V22H225ZM238 21V22H237ZM251 21V22H250ZM255 21V22H254ZM2 22L0 23V29H1V27L3 26H1V24H2ZM32 22V23H31ZM44 22V23H43ZM91 22V23H90ZM95 22V23H94ZM102 22V23H101ZM114 22H115V24H114ZM177 22H179V24L177 23ZM229 22H230V24H229ZM240 22H242V23H240ZM37 23H39V24H37ZM41 23V24H40ZM52 23V24H51ZM64 23H66V24H64ZM74 25H73V24ZM82 23V24H81ZM86 23V24H85ZM98 23V24H97ZM107 23L109 24V25H107ZM113 23V24H112ZM123 23V24H122ZM139 23V24H138ZM144 23V24H143ZM159 23V24H160ZM196 23V24H195ZM206 23V24H205ZM209 23V24H208ZM213 23V24H212ZM218 23V25H216V26H218V27H216L215 26V24H217ZM222 23H223V25H222ZM238 23V24H237ZM247 23V25L245 26V24ZM251 23V24H250ZM4 25L5 24H8L7 22H5V23H3ZM33 24V25H34ZM44 24V25H43ZM84 24H85V26H84ZM96 24V25H95ZM105 24V25H104ZM135 24V25H134ZM159 24L157 25V23H156V26H159ZM186 24V25H185ZM201 24H203V25H201ZM224 24H225V26H224ZM231 24H232V26H231ZM234 24V25H233ZM240 24V25H239ZM254 24V25H253ZM39 25H42L41 27L39 26ZM61 25V26H60ZM73 25V26H72ZM79 25V26H78ZM83 25V27H81ZM95 25V26H94ZM104 25V26H103ZM107 25V26H106ZM110 25H111V27H110ZM118 25V26H117ZM121 25H123V26H121ZM133 25V26H132ZM145 26V28H144V26ZM155 25V24H154ZM162 25H164V24H161V26ZM165 25V26H166ZM170 25H172V24H169L168 25V29H170ZM173 25V26H174ZM183 25V26H182ZM198 25H199V28H198ZM257 27H256V26ZM28 26H27V28H28ZM69 26H71V28L69 27ZM91 26V27H90ZM102 26V27H101ZM106 26V27H105ZM119 26H120V28H119ZM130 26V27H129ZM149 26V27H148ZM161 26H159V27H161ZM165 26H164V28H165ZM172 26V28H173V31H171L172 29H170V33H172V32H174V29H175V26L173 27ZM185 26V27H184ZM236 26V27H235ZM240 26V27H239ZM254 26V27H253ZM258 26H259V28H258ZM19 27V26H18ZM36 27V28H35ZM40 27V28H39ZM74 27H76V28H74ZM81 28V30H80V28ZM86 27V28H85ZM93 27V28H92ZM97 27V28H96ZM104 27V28H103ZM112 27H114L113 29H112ZM139 27H141V28H139ZM148 27V28H147ZM177 27H176V29H175V31H177L178 29H177ZM184 27V28H183ZM187 27V28H186ZM194 27V28H193ZM203 27V28H202ZM224 27L226 28L225 30H224ZM228 27V28H227ZM234 27V28H233ZM252 27V28H251ZM21 28V27H20ZM27 28H25V30L27 29ZM46 28V29H47ZM55 28V29H56ZM60 28V29H59ZM73 28V29H72ZM82 28H83V30H82ZM106 28H107V30H106ZM138 28V29H137ZM197 30H196V29ZM201 28V29H200ZM215 28V29H214ZM231 28V29H230ZM233 28V29H232ZM243 28V29H242ZM250 28V29H249ZM38 29H40V30H38ZM69 29V30H68ZM71 29V30H70ZM103 31H102V30ZM119 29H121V30H119ZM129 29H130V31H129ZM137 29V31H135ZM144 29V30H143ZM167 29V30H168ZM188 29H189V31H188ZM194 29V30H193ZM211 29V30H210ZM245 29V30H244ZM248 29V30H247ZM61 30V31H60ZM78 30V31H77ZM80 30V31H79ZM95 30V31H94ZM112 30V31H111ZM115 30V31H114ZM166 30V31H167ZM208 30V34H207V31ZM215 30V31H214ZM221 32H220V31ZM241 30V31H240ZM259 30V31H258ZM46 31V32H45ZM44 32L46 33L45 35H47L48 36V34H50L49 32H48V30H45ZM66 31V32H65ZM70 31V32H69ZM102 31V33H100ZM121 31V32H120ZM143 31V32H142ZM191 31V32H190ZM194 31H196L197 33H199V34H197V33H195ZM210 31V32H209ZM226 33H225V32ZM257 31V32H256ZM262 31V32H261ZM48 32V33H47ZM90 32H92L91 34H90ZM106 32V33H105ZM109 32V33H108ZM111 32V33H110ZM132 32V33H131ZM169 32V31H168ZM185 32V33H184ZM234 32H235V34H234ZM260 32H261V34H260ZM62 33V32H61ZM62 33V34H63ZM67 33V34H68ZM70 33V34H71ZM96 33V34H95ZM100 33V34H99ZM103 33H104V36H103ZM120 33H121V35H120ZM145 33H147V35L145 34ZM186 33H188V34H186ZM195 33V34H194ZM214 33V34H213ZM218 33V34H217ZM223 33H225V34H223ZM230 33V34H229ZM255 33L257 34V35H255ZM259 33V34H258ZM90 34V35H89ZM129 34V35H128ZM138 34V35H137ZM143 34H145L144 35V37H143ZM214 36H213V35ZM221 34V35H220ZM229 36H228V35ZM241 34V35H240ZM246 34V35H245ZM88 35V36H87ZM118 37H117V36ZM135 35H137V36H135ZM141 35V36H140ZM172 35V34H171ZM205 35V36H204ZM208 35V36H207ZM217 35V36H216ZM224 35V36H223ZM234 35V36H233ZM238 35V36H237ZM42 36V37H43ZM47 36H45V37H47ZM194 36V37H193ZM226 36H228V37H226ZM237 36V37H236ZM260 36V37H259ZM84 37V38H85ZM114 37V38H113ZM137 37V38H136ZM140 37V38H139ZM174 37V36H173ZM184 37V36H183ZM191 37V38H190ZM205 37V38H204ZM213 37V38H212ZM224 37H226L227 39H229V40H227L226 38H224ZM239 37H241V38H239ZM245 37V38H244ZM117 38V39H116ZM139 38V39H138ZM169 38H171V37H169ZM166 39L165 40V43H164V46L163 47H165V48H168L170 45L169 44H171V47H172V45H173V43H174V46H175V42H173L174 40H175V38H172V40L171 39ZM195 38V39H194ZM204 38V39H203ZM207 38H210V39H207ZM217 38V39H216ZM219 38H221V39H219ZM236 38V39H235ZM239 38V39H238ZM260 39L259 41L257 40V39ZM197 39H199V40H197ZM205 39H206V41H205ZM132 40V41H131ZM143 40V41H142ZM145 40V41H144ZM202 40V41H201ZM223 40V41H222ZM225 40V41H224ZM237 40V41H236ZM249 40V41H248ZM138 41H141V42H138ZM167 41H171V43H169L168 45L169 46H167V44H166V42ZM210 41H212V42H210ZM222 41V42H221ZM243 41V42H242ZM248 41V42H247ZM259 43H258V42ZM262 41V42H261ZM137 42V43H136ZM173 42V43H172ZM228 42V43H227ZM230 42V43H229ZM247 44H246V43ZM8 43V44H7ZM138 43H140V44H138ZM144 43H145V45H144ZM200 43V44H199ZM205 43V44H204ZM212 43V44H211ZM214 43H215V45H214ZM226 43V44H225ZM4 44V45H3ZM165 44H166V46H165ZM202 44V45H201ZM204 44V45H203ZM219 44V45H218ZM223 44V45H222ZM225 44V45H224ZM231 44V45H230ZM238 44V45H237ZM253 44V45H252ZM256 44V45H255ZM2 45V46H1ZM13 45V46H12ZM138 45H140L139 47H138ZM201 45V46H200ZM208 45H210V47L208 46ZM212 45V46H211ZM214 45V46H213ZM4 46V47H3ZM34 45H32V47H33ZM147 48H146V47ZM199 46V47H198ZM215 46H217V47H215ZM228 46V47H227ZM230 46V47H229ZM241 46H242V48H241ZM252 46H254V47H252ZM263 48H262V47ZM32 47L31 48H29L28 50L26 49H22L21 48V50H20V48H19V46L17 47V45L15 44V43H13L12 44V41L10 42V41H3L2 42V40L0 41V52L1 53H4V54H1L0 53V99L2 100H0V104H1V106H5V110L4 109H2L3 111H6L5 113H7V114H9V111L13 114L15 111H16V113H15V115H14V117H12V119L13 120H15L16 121V119H19V114H20V117H21V115L23 116L24 114H25V112H27V114H28V111L30 110H28V108H30L31 107V105L35 102V100L37 101V95H39L40 94V92H41V87L40 86H42V85H39L38 83H37V81H35V80H33L32 81V79H34L33 78V75L31 74H29L30 73V67L31 68H34V65H35V68L34 69H37V68H39L38 66V64L37 63H40V66L41 67H43V66H47V64H49V61H51V59H49V61H46V58L44 59V57L43 58H41V56L40 55H38V53H39V51L40 50H38L37 49V47H36V49H37V51H36V49H32ZM35 47H33V48H35ZM137 47V48H136ZM141 47V48H140ZM143 47V48H142ZM199 49H198V48ZM214 47V48H213ZM224 47V48H223ZM235 49H234V48ZM258 47H260V48H258ZM2 48V49H1ZM218 48V49H217ZM223 48V49H222ZM225 48L227 49V50H225ZM241 48V49H240ZM244 48V49H243ZM251 48V52L250 51H248L249 49ZM256 48H257V50H256ZM9 49H11V52H10V50ZM128 49V48H127ZM205 49V50H204ZM208 49H209V51H208ZM220 49V50H219ZM232 49V50H231ZM2 50V51H1ZM138 50V51H137ZM146 50V51H145ZM198 52H197V51ZM213 50V51H212ZM215 50H217V51H215ZM231 50V51H230ZM253 50V51H252ZM5 51V52H4ZM9 51V52H8ZM16 51V52H15ZM18 51V52H17ZM34 51V52H33ZM131 51V52H130ZM201 51V52H200ZM206 53V54H203L204 52ZM33 54H32V53ZM83 52V58H84V55H85V51H82ZM117 54H115V53ZM133 52V53H132ZM137 52V53H136ZM163 52V51H162ZM161 52V57H162V59H165V57L164 56H166L165 54H164V52L162 53ZM208 52V53H207ZM216 52V53H215ZM222 52V53H221ZM239 52V53H238ZM240 52H242V53H240ZM248 52V53H247ZM255 52H256V54H255ZM259 52V53H258ZM13 53V54H12ZM17 53V54H16ZM21 53H23V54H21ZM28 55H27V54ZM114 53V54H113ZM128 53H130V54H128ZM141 53V54H140ZM143 53V54H142ZM145 53V54H144ZM196 53V54H195ZM222 54L221 55V57H220V54ZM236 53V54H235ZM6 54V55H5ZM19 54V55H18ZM25 54V55H24ZM36 54V55H35ZM45 55V53H42V56H44ZM82 54V53H81ZM81 54H79V55H74L75 56V58H74V60L75 59H77L76 57H81L82 55ZM121 54V55H120ZM125 54H128V55H125ZM229 54V55H228ZM259 54V55H258ZM261 54V55H260ZM3 57H2V56ZM20 55H22V56H24V58L22 57V56H20ZM81 55V56H80ZM119 55V56H118ZM137 55V56H136ZM198 55V56H197ZM201 55H203V56H201ZM211 55V56H210ZM224 55V56H223ZM238 55H241V56H238ZM246 55V56H245ZM5 56V57H4ZM11 56V57H10ZM20 56V57H19ZM47 55H45V57H46ZM135 56V57H134ZM140 56V57H139ZM229 58H227V57ZM243 56H244V58H243ZM255 56V57H254ZM261 56V57H260ZM22 57V58H21ZM30 57H32V58H30ZM38 57V58H37ZM48 57V56H47ZM120 57H122V58H120ZM16 58V59H15ZM18 58V59H17ZM28 58V59H27ZM39 58L41 59L40 61L42 62V60L46 63V62H48L47 64H45L44 62H42V64H45V65H41V62L39 61ZM49 58V57H48ZM82 57L80 58V59H83ZM111 60H110V59ZM126 58H128V59H126ZM202 58V59H201ZM240 58V59H239ZM251 58V59H250ZM260 58H262V59H259ZM24 59V60H23ZM31 59V60H30ZM79 59V60H80ZM107 61H105V60ZM108 59H109V61H108ZM114 59V60H113ZM119 59H120V61H119ZM141 59V60H140ZM205 59V60H204ZM215 59V60H214ZM237 61H236V60ZM242 59V60H241ZM243 59L245 60V61H247L246 63H245V61H243ZM20 60V61H19ZM48 60V59H47ZM78 60V59H77ZM117 60V61H116ZM131 60V61H130ZM210 60V61H209ZM212 60V61H211ZM214 60V61H213ZM259 60V61H258ZM5 61V62H4ZM13 61H14V63H15V66H14V63H13ZM21 61H23L22 63H21ZM26 61V62H25ZM31 61V62H30ZM39 61V62H38ZM127 61H129L128 63H127ZM142 61V62H141ZM208 61V62H207ZM222 61H224V62H222ZM257 61V62H256ZM17 62H19L18 64H19V66H18V64H17ZM105 62V63H104ZM134 62H136V63H134ZM204 62V63H203ZM227 62V63H226ZM230 62H231V65H230ZM235 64H234V63ZM238 62V63H237ZM239 62H241L240 64H239ZM254 62V63H253ZM27 63V64H26ZM113 63H115V64H113ZM139 63V64H138ZM211 63V64H210ZM214 63V64H213ZM224 63V64H223ZM251 63V64H250ZM257 63V64H256ZM2 64V65H1ZM9 64H10V67H8L9 66ZM32 64H33V66H32ZM36 64L38 65L37 66V68H36ZM127 64V65H126ZM217 64H218V66H217ZM220 64V65H219ZM221 64H222V66H221ZM229 64V65H228ZM238 64V65H237ZM248 64V65H247ZM262 64V65H261ZM5 65V66H4ZM23 65V66H22ZM27 65V66H26ZM112 65V66H111ZM203 65V66H202ZM209 67H208V66ZM240 65V66H239ZM261 65V66H260ZM12 66H14V67H12ZM18 66V67H17ZM23 68H25V69H22L21 67ZM127 66V67H126ZM144 66V67H143ZM211 66H214V67H212L211 68ZM237 66V67H236ZM251 66V67H250ZM137 67V68H136ZM208 67V68H207ZM219 67H220V69H219ZM3 68L5 69V71L3 70ZM16 70H15V69ZM44 68V67H43ZM213 68H215V69H213ZM231 68V69H230ZM241 68V69H240ZM243 68H245V69H243ZM250 68H252L251 70H250ZM254 68V69H253ZM255 68H256V70H255ZM27 69V70H26ZM102 69V68H101ZM121 69V70H122ZM130 69V70H129ZM143 69V70H142ZM207 69V70H206ZM209 69H210V71H209ZM223 69V70H222ZM225 69V70H224ZM229 69V70H228ZM233 69V70H232ZM240 69V70H239ZM25 70V71H24ZM32 70V69H31ZM142 70V71H141ZM227 70L229 71L228 73H227ZM242 70V71H241ZM245 70H247V71H245ZM250 72H249V71ZM260 70V71H259ZM7 71H8V73H7ZM11 71V72H10ZM29 71V72H28ZM128 71V72H127ZM139 73H138V72ZM252 71V72H251ZM256 71V72H255ZM263 71V72H262ZM9 72H10V74H9ZM36 72H38V71H36ZM128 74H127V73ZM213 72V73H212ZM221 72V73H220ZM233 72H235V73H233ZM244 74H243V73ZM249 72V73H248ZM260 72V73H259ZM22 73V74H21ZM24 73L26 74V75H28L31 79H29V77L27 76V79H28V81L27 82H24ZM141 73H143V74H141ZM246 73V74H245ZM2 74H4V75H2ZM7 74V75H6ZM223 74H225V75H223ZM253 74V75H252ZM6 75V76H5ZM21 75V76H20ZM25 75V76H26ZM215 75H217V76H215ZM236 75V76H235ZM240 75V76H239ZM262 75V76H261ZM10 76V77H9ZM106 76V77H105ZM110 76V77H109ZM113 76V77H112ZM134 76V77H133ZM163 76H164V72H163V74L161 75V76H159V77H162V78H159L158 77V79H163ZM249 76V77H248ZM252 76V77H251ZM256 76V77H255ZM12 77V78H11ZM19 77H21V78H19ZM124 77H125V79H124ZM165 77V76H164ZM220 77V78H219ZM232 77V78H231ZM235 77H236V79H235ZM8 78V79H7ZM18 80H17V79ZM136 78V79H135ZM216 78H218V79H216ZM229 78V79H228ZM1 79L3 80V81H1ZM10 79H12V80H10ZM20 79V80H19ZM22 79V80H21ZM131 79V80H130ZM133 79V80H132ZM235 80V81H233V80ZM249 81H247V80ZM135 80V81H134ZM138 80V81H137ZM142 80H140V81H142ZM237 80V81H236ZM245 80V81H244ZM256 80H257V83L259 84L258 86H259V88L260 89H257V88H255V87H257V83H256ZM7 83H6V82ZM23 83H21V82ZM103 81H105V82H103ZM137 81V82H136ZM146 81H144L145 83H146ZM214 81V82H215ZM228 81V82H227ZM230 81V82H229ZM233 82V84H232V82ZM238 81H239V83H238ZM254 81V82H253ZM113 82V81H112ZM115 82V81H114ZM114 82H113V84H114ZM133 82H135L134 84H133ZM143 82V81H142ZM234 82H235V84H234ZM251 82V83H250ZM13 83V84H12ZM145 83H143V85L145 84ZM22 86H21V85ZM30 84V85H29ZM147 84V83H146ZM215 84H216V89H215V87L213 88V92L214 91H217L218 89L217 88H219L218 87V85L219 84H217L216 82H215ZM241 84V85H240ZM14 85V86H13ZM23 85H25V86H23ZM28 85V86H27ZM35 85V86H34ZM37 85V86H36ZM107 85V84H106ZM108 85H110V86H108ZM107 86L109 87V89L108 90H111V87L113 86H111V84H108ZM233 87H232V86ZM238 85L241 87H238ZM244 85H245V87H244ZM263 85V86H262ZM5 88H4V87ZM10 86V87H9ZM27 86V87H26ZM30 86V87H29ZM38 86L40 87V88H38ZM107 86H105L106 88H107ZM141 86H142V84H141ZM138 86V87H140V89L143 87V88H145L146 90H147V87H146V85H145V87L144 86ZM235 86H237V87H235ZM9 89H8V88ZM15 87H17V88H15ZM22 87V88H21ZM26 89H25V88ZM138 87H135V88H132L131 90L133 91V89H134V91H135V89H136V91H137V89H139ZM235 87V88H234ZM22 90H24V91H22ZM37 90H36V89ZM112 88H114V86L112 87ZM142 88V90L140 91L141 93L142 92H144L145 90ZM232 88V89H231ZM239 88H240V90H239ZM249 88V89H248ZM253 90H252V89ZM28 89V90H27ZM38 89H40L39 90V92H37L38 91ZM139 89V90H140ZM215 89V90H214ZM237 89V90H236ZM9 90V91H8ZM14 90H16V91H14ZM34 90V91H33ZM36 90V91H35ZM138 90V91H139ZM212 90V89H211ZM249 90V91H248ZM251 90V91H250ZM260 90V91H259ZM4 91H5V93H4ZM17 91H19V92H17ZM30 91H31V93H30ZM242 91V92H241ZM10 92L12 93V94H10ZM35 92L37 93V94H35ZM238 92L240 93V94H238ZM262 92V93H261ZM9 93V94H8ZM17 93H19V94H17ZM22 93V94H21ZM28 93V94H27ZM211 93V92H210ZM217 93V92H216ZM235 93V94H234ZM237 93V94H236ZM2 94H4V95H2ZM5 94H8V95H5ZM23 94H24V96H23ZM32 95V96H30V95ZM10 95H11V97H10ZM28 95V96H27ZM211 96V98L213 97V95H215V92L214 93H212V95L211 94H208V95H206V97L208 96V97H210ZM3 96V97H2ZM16 96V97H15ZM18 96H20V97H18ZM156 96V95H155ZM155 96H154V98H152L153 100L155 99ZM159 96V95H158ZM260 96V97H261ZM264 96V95H263ZM262 96V97H263ZM2 97V98H1ZM33 97H35V98H33V99H35V100H33L32 98ZM8 98V99H7ZM146 98V97H145ZM264 98V97H263ZM10 99V100H9ZM21 99V101H19ZM33 100V103H32V100ZM144 99V98H143ZM147 99V101L149 102V104H151L150 103V101L152 100H150V98L148 99V97L146 98ZM146 99L145 100H142V101H135V102H133L134 103V105H133V103L132 104H130V108H128L126 111L128 112V115H127V112H125V116L127 117H139L138 119L137 118H133V121L134 120H136V121H138V123L140 122H142L141 123V126L143 125V127L142 128H146V129H148V128H150V129H153V128H155L156 126L157 127H159L158 125H161V121H162V115L160 114L162 111H161V109L163 110V106H165L166 105V100H165V97H164V99H163V97L162 98H159V99H163V102H164V100H165V102L161 105V104H158L159 103V101H157L156 102V105H159V106H157V108L154 110V111H156L157 109H159L160 111L158 112V110H157V112H154V113H156V114H160L159 116H160V119L158 118V116H157V118L160 120V122H159V120L156 118V116L154 115V114H152L153 113V111H152V113H151V109L153 110L154 109V106H152L151 107V105H149V107H151V109H150V113H148L147 112V105H146V107L145 106H143V105H145V104H147V101H146ZM208 99V98H207ZM8 101V102H6V101ZM18 100V101H17ZM153 100H152V103H153ZM156 100H158V99H156ZM11 101V102H10ZM31 102V103H29V102ZM144 101H146L145 102V104H143L142 102H144ZM3 102V103H2ZM20 102V103H19ZM6 103H8V104H6ZM23 103H25V104H23ZM27 103V104H26ZM160 103H162V101L160 100ZM263 103H264V101H263ZM2 104H4V105H2ZM29 104H31V105H29ZM136 104V105H135ZM165 104V105H164ZM9 105L11 106V107H9ZM15 105H18V106H15ZM22 105V106H21ZM28 106V107H27ZM143 106V107H142ZM161 106V107H160ZM18 107V108H17ZM24 107H25V109H24ZM161 109H160V108ZM11 108V109H10ZM14 109H16L15 111H12V110H14ZM19 109H21V110H19ZM130 109V110H129ZM133 109V110H132ZM135 109V110H134ZM227 108H224V111L226 110ZM8 110V111H7ZM17 110H18V112H17ZM28 110V111H27ZM179 110H183V109H179ZM2 111V112H3ZM23 111V112H22ZM25 111V112H24ZM149 111V110H148ZM184 111V110H183ZM183 111L181 112V111H178L179 112V114L178 115H180L181 113H182V115L180 116V117H184L185 116V114H183ZM21 112H22V114H21ZM138 112V113H137ZM139 112H141V113H139ZM145 112V113H144ZM11 113H10V115H11ZM19 113V114H18ZM134 113V114H133ZM18 114V115H17ZM147 114V115H146ZM139 115V116H138ZM154 115V116H153ZM15 116H18V118H16ZM97 125H103V124H101V123H103V117H102V114L100 115V113H97ZM146 116H149V117H146ZM222 116H224V114H222V111H221V117ZM100 117V118H99ZM132 117H131V119H132ZM141 117H143V118H141ZM151 117V118H150ZM165 117L167 118V120L165 121V123H167V124H169L168 123V121L169 122H171V127L169 128V130L167 131V133L168 134H170V135H172V136H169V138H172L173 136H175L174 138H172V139H174V140H177V133H179L180 131H178L181 127H180V125H179V122L180 121H178V119H179V117H177V116H169V117H167L166 115H165ZM171 117H173V118H171ZM208 117H210V118H212V116H208ZM221 117H216V119L217 118H219V120H220V118ZM16 118V119H15ZM141 118V119H140ZM152 119L153 118V120H150V119ZM157 120H156V119ZM176 118H177V120H176ZM181 118V119H182ZM210 118H207L208 119V121L211 123L210 124V127H211V129H213V130H211L210 131V133L208 134L210 137H209V141H210V144H211V147H212V145H214L215 143H216V140H217V137L216 136H218V142L220 141V142H223V140L224 139H222V129L221 128H219L218 127V122H216L217 120H215V122H216V124H213V126H212V123H213V121H212V119L210 120ZM144 119V120H143ZM146 119V120H145ZM171 119V120H170ZM172 119H173V122H172ZM141 120V121H140ZM149 120V121H148ZM218 120V121H219ZM221 120H223V119H221ZM247 120H249V121H251L250 119H247ZM246 120V121H247ZM21 121H23V119H22V117H21V119L18 121H16V122H21ZM136 121H134V123L136 122ZM152 121V122H151ZM249 121H247V122H249ZM98 122H99V124H98ZM146 122V123H145ZM154 122V123H153ZM177 122V123H176ZM247 122H245V124H247ZM252 122H253V120H252ZM137 123V124H138ZM139 123V124H140ZM148 123V125H146ZM158 123V124H157ZM164 123V122H163ZM136 123H135V125H137ZM139 124L137 125L138 126V128L140 127L139 126ZM145 124V125H144ZM175 124H178V125H175ZM249 125H251V122L250 123H248ZM175 125V126H174ZM249 125H247V126H249ZM136 126V127H137ZM220 126V125H219ZM244 126V129H245V125H243ZM252 126L254 127V126H256V124L254 125L253 123H252V125H251V129H249L248 127H246V130L248 131V129L249 130H252L253 128H252ZM117 127V128H116ZM148 127V128H147ZM215 127H216V129H215ZM250 127V126H249ZM114 128H115V130L117 131V129H118V126H114ZM114 128H113V130H114ZM122 128H124V129H122ZM141 127L139 128L140 130L142 129ZM177 128V129H176ZM193 128V127H192ZM219 130H218V129ZM126 129H129V128H126ZM133 128L132 127H130V130H129V132H127V133H130V131L132 130ZM138 129V130H139ZM150 129H148V131L147 132H149V130ZM174 129V130H173ZM176 129V130H175ZM196 128H193L191 131H196L195 130ZM214 129H215V131H214ZM115 130H114V132H115ZM123 130V131H122ZM140 130H139V132H140ZM172 130V131H171ZM218 130V131H217ZM119 131H120V133H118V134H122L123 135V139L121 140V142H120V145L123 147H121L122 149H120V148H118V152L121 150V151H123L125 148H126V150L124 151V152H127V153H130L131 152V150H132V152H133V149H134V147H135V145L137 146V144H139L140 142L139 141H142V140H140L141 138L143 139V137H141L139 134H137V133H135V132H132V131H134V130H132L131 131V133L136 137V135H137V137H138V135L140 136V137H138V138H140V139H138L137 137L135 138L133 135H130V136H128V134L126 133V131H125V126L123 127V126H121V128L119 127ZM143 131V130H142ZM144 131H146V130H144ZM153 130H150V134H151V132H152ZM154 131H155V129H154ZM158 131V130H157ZM156 131V132H157ZM170 131V132H169ZM175 131V132H174ZM214 131V132H213ZM219 131H221V132H219ZM123 132V133H122ZM193 132H191V133H189V131H188V133H189V135L191 134L192 135V133ZM216 132V133H215ZM28 133V132H27ZM126 133V134H125ZM165 133V132H164ZM164 133H163V136H165V138H166V134L167 133H165V135H164ZM174 133H175V135H174ZM196 134H198L197 132H195ZM195 133H193V137L192 136H190L192 139V141H191V144L187 147V148H185V150L186 151H184V149H182V152H181V154L183 155L182 157H179L180 156V151H181V148L180 147H178V145H177V142H176V145H177V148H174V147H176L175 146V142H173V140H171V139H169V140H167L168 142H169V148H171V150L170 151H172V149L174 148V150H173V153H174V155H170L171 157H169L168 155V153H167V155H165V156H168V157H166L167 158V161H166V158L165 157H163V159H165V160H163L162 159V162L160 161V163H161V165H160V163H157V161L159 162V157H160V160H161V153H163L164 151L162 150L163 148H164V146H162V145H164V143H161V142H165L166 140H165V138L163 139L164 141H161L160 142V140H159V142H158V147H161V148H158L159 149V151H161L162 150V152L159 154V152H158V154H156L155 153V155H154V152L153 151H150V152H153V157L155 158V160L153 161V159H152V157H151V154L152 153H149V155H146V153L144 152V150H142L143 152H144V154L146 155V157L145 158H149V157H147V156H150V159H149V161L150 160H152L153 161V163H152V161H151V165H153L154 166V162H156L157 164L156 165H158L157 166V171L159 170V168H161L160 166H162V163L164 162L165 164L163 165L165 168H163V166H162V168H161V170L163 169V173H167L166 175L168 176V174H169V176L168 177H173L172 179H170V178H168L166 175H165V177L168 179V180H173V179H175L176 177L175 176H177L178 175V177L177 178H181L180 176L182 175L183 177L181 178V179H183L185 176H188L189 174H190V172H192L193 174H198L199 173V171L196 169V167H195V169H194V171H192V168L191 167H189L190 165H188V163L186 162L185 163V161H184V159L183 158H185L184 157V155L187 153V155H190L189 153H188V151L190 152V153H192V150H191V148H194V152L196 153H198V150H199V147H197L198 146V144H194L193 142H195L196 140L195 139H193L195 136H194V134ZM248 133H249V131H248ZM107 134V133H106ZM180 134V133H179ZM216 134V135H215ZM127 135V136H126ZM153 135V134H152ZM215 135V136H214ZM219 135H220V137H219ZM29 136V135H28ZM26 134L24 135L23 134V138L24 137H27V138H29L30 139V136L28 137ZM211 136H212V138H211ZM213 136L215 137V138H213ZM125 137V138H124ZM129 137V138H128ZM154 137V136H153ZM157 137H158V135H157ZM155 138V140H156V142L158 141L157 139H161V137L160 138ZM255 139H254V136H253V143H252V151L254 152H252L253 153V155L251 154V156H253L254 157V155H256V154H258V153H256V152H259V150H262V147H263V139L260 137V139H259V137H258V135H255ZM27 138H25L26 140L25 141H27V142H25L24 141V143H21V142H19L18 144H19V146L22 144L23 145V147L25 148V145H26V150H28L29 148L28 147H30L29 145L31 144L30 143V140L29 139H27ZM32 138V137H31ZM196 138V137H195ZM127 139V140H126ZM139 140V141H136V140ZM167 139H168V136H167ZM99 140H100V138H99ZM124 140V141H123ZM143 140H145V139H143ZM149 140V139H148ZM153 140V139H152ZM151 140V141H152ZM155 140H153L154 142H152V143H155ZM171 140V141H170ZM193 140H195V141H193ZM261 140V141H260ZM28 141H29V143H28ZM103 141V140H102ZM126 141H127V144H126ZM129 141V142H128ZM133 141V142H132ZM150 141V140H149ZM166 141V142H167ZM178 141V140H177ZM209 141H206L205 143H209ZM211 141H213V142H211ZM257 141V142H256ZM23 142V141H22ZM31 142H32V140H31ZM100 141H98V143H99ZM123 142H125V143H123ZM136 142H139V143H136ZM173 142V143H172ZM219 142V144L218 145H220V146H216L217 148H221V150L220 151H222V153L223 154H229V155H227V156H230L231 155V153H228V152H231L232 150H230L231 148H232V146H231V143L229 142H227V141H225L224 143H220ZM26 143H28V144H26ZM97 143V147H99L100 145V143H102V142H100L99 144ZM103 143H105L104 141H103ZM103 143H102V145H101V147L103 146ZM152 143H150L151 145H152V147L154 146ZM161 143V144H160ZM197 143V142H196ZM207 143V145L209 146V148H210V145ZM260 143V144H259ZM129 144V145H128ZM132 144V145H131ZM134 144V145H133ZM149 144V145H150ZM168 144V143H167ZM173 145V146H171V145ZM225 144H227V145H225ZM228 144H230V146L228 145ZM28 145V146H27ZM107 145V144H106ZM105 145V146H106ZM128 145V147H126ZM131 145V146H130ZM155 145H157L156 143H155ZM159 145H161V146H159ZM206 144H204V146H205V148H206V146H207ZM222 145V146H221ZM225 147H224V146ZM105 146H103V148L105 147ZM134 146V147H133ZM139 146V145H138ZM138 146L136 147V149L138 148ZM208 146H207V148H208ZM227 146V147H226ZM254 146V147H253ZM132 147V148H131ZM223 147H224V149H223ZM229 147V148H228ZM130 148V149H129ZM149 148V147H148ZM154 148V147H153ZM153 148H151L150 147V149H153ZM156 148V147H155ZM157 148H156V152H157ZM180 148V149H179ZM188 148H190V149H188ZM206 148V149H207ZM208 148V149H209ZM225 148L227 149L228 148V150H225ZM257 148V149H256ZM105 149V148H104ZM104 149H102V150H104ZM136 149H135V151H136ZM140 149H141V147H140ZM139 149V150H140ZM142 149H143V147H142ZM149 149V150H150ZM161 149V150H160ZM175 149H177L176 151H178V153H176V151H175ZM196 149V150H195ZM224 150V152H223V150ZM112 150V149H111ZM111 150H110V152H111ZM138 150V149H137ZM139 150H138V152H135L134 151V154L135 153H137V155L140 157V156H144V154L143 153H139ZM180 150V151H179ZM191 150V151H190ZM200 150H202V149H200ZM105 151V150H104ZM103 151V152H104ZM256 151V152H255ZM102 152V153H103ZM112 152H115V151H113L112 150ZM124 152H120V155H116V154H114V153H112L113 155H114V157H116L117 159H119L120 158V160L124 157ZM131 152V153H132ZM183 152L185 153V154H183ZM193 152V154H191V155H198L197 153L195 154ZM200 152H202V151H200ZM117 153V152H116ZM121 153H123V154H121ZM125 154L126 156L124 157L125 159H127V160H124L125 162H128V161H131L132 160V157H133V159H134V157L135 156H133V154L131 155L132 157H131V159L130 160H128V156H129V154ZM171 153V152H170ZM177 154V156H178V154H179V158H178V160L176 159V154ZM100 154H101V151H100ZM117 154H119V153H117ZM140 154V155H139ZM142 154V155H141ZM172 154V153H171ZM116 155V156H115ZM120 156V157H119ZM121 156H123V157H121ZM137 156V157H138ZM186 156V155H185ZM237 156V155H236ZM2 154L0 155V159H2ZM114 157H113V159H114ZM126 157H128V158H126ZM137 157H136V159H137ZM158 157V160H156V158ZM186 157H188V158H190L189 156H186ZM195 158H196V156H194ZM200 157L201 156H199L198 155V157L196 158V160L200 163V162H202V160L203 159H201V161H199L200 160ZM123 158V159H124ZM169 158H171V159H169ZM188 158H187V161L188 162H190L189 164H193V163H191V161L192 160H188ZM195 158L193 159V157H191L190 159H193V161H194V163H195ZM202 158V157H201ZM117 159H116V162H118V164L116 163V162H114V163H116V165H119L120 166V164H123V163H121L122 162V160H121V162L120 161H117ZM136 159H135V161H136ZM139 159V158H138ZM138 159H137V162L140 164V160H143L144 161V159L143 158H141L139 161H138ZM173 159V160H172ZM176 159V160H175ZM237 162L239 161V158L237 157ZM115 160V159H114ZM113 160V161H114ZM168 160H169V162H168ZM183 160V161H182ZM123 161V162H124ZM132 161H134V160H132ZM143 161H141V164L143 163ZM148 161V160H147ZM166 161V162H165ZM179 161H181L180 162V164L178 163ZM197 161H196V166L198 165L197 164ZM208 160L206 159V160H204V163L205 162H207ZM120 162V163H119ZM124 162V163H125ZM136 162V163H137ZM145 162V161H144ZM178 163V164H175V163ZM184 162V163H183ZM7 162H5L4 164H6ZM147 162H145L144 164H146ZM148 163H150V162H148ZM147 163V165H149ZM138 164V165H139ZM141 164L139 165V167L141 168L142 166H143V164H142V166H141ZM171 164V165H170ZM185 164V165H184ZM203 164V163H202ZM202 164H199L198 165V167L200 166V165H202ZM112 165H114L113 164V162H112ZM115 165V166H116ZM155 165V166H156ZM166 165V166H165ZM182 165V166H181ZM186 165H188V166H186ZM204 165V164H203ZM4 166V165H3ZM113 167V169H115L116 167ZM146 166V165H145ZM144 166V167H145ZM153 166H151V168H152V171H148L149 173L151 172V173H153V171H155L156 170V168H155V166L153 167ZM178 166V167H177ZM193 166V165H192ZM7 167V164H6V166L4 167L6 170H9L10 168H6ZM8 167H11L10 166V164L8 165ZM40 167V166H39ZM149 167H150V165H149ZM167 167V168H166ZM187 167L188 168H190V169H188L187 170ZM197 167V168H198ZM3 168V169H4ZM43 167L41 166V171H39L41 174H43L44 173V168L42 169ZM148 168V167H147ZM176 168V169H175ZM68 169V168H67ZM117 169V168H116ZM116 169L114 170V171H116ZM155 169V170H154ZM168 169V170H167ZM42 170H43V172H42ZM117 170H119V168L117 169ZM135 170V168L133 169V171ZM149 170V169H148ZM151 170V169H150ZM166 170V172H164ZM169 170H170V172L172 173L171 174V176H170V172H169ZM176 171L177 173H176V175H174L175 173H173L174 171ZM187 170V171H186ZM191 170V171H190ZM198 171V172H195V171ZM3 171H5V170H3ZM68 171V170H67ZM169 173H168V172ZM179 171V172H178ZM182 171V173H180ZM189 171V172H188ZM37 173V171L35 172V174L37 173V174H39V175H35L36 177H38V176H40V177H38V179L36 178V181L38 182V180H39V178L41 179V180H44V178L45 177H48V175L47 176H45V177H43V178H41V174L40 173ZM48 172H50V174H49V178H45V181H46V183L44 182V181H42V182H44L45 184H50L51 185V183H52V185L50 186L49 185V187H48V185L45 187L46 189H42V190H40V189H38V191L36 190V194H38V195H40V196H38V195H36L35 194V196H34V194H32L31 192H29L30 194H32L34 197H36V199L34 200V197L32 196V199L33 200H29L28 201V199H30L29 198V196H31V195H29V193L27 194V192H26V190H25V183H23V181H22V186H21V183H16V185L17 186H15V188H14V190H11L10 192H8V195H7V193L6 192H3V190H2V193H0L1 195H0V198L3 200V201H1V199H0V220L2 219H5V220H1L0 221V234H1V232H2V234H1V236H0V241L2 242H0L1 244H0V248L2 249H4L7 253H4V251H3V249L0 251V258L2 257V255H1V252H2V254L4 253L5 254V260H8V261H6V263L8 262L9 264H18V262H19V260H20V258H19V256L20 255H18L17 254V252H16V250L14 251V249L13 250H7V249H12L13 247H15L16 246V244H17V246L18 245H21V244H19V243H23V241H24V239H26V238H29L30 236H28V235H33V237H32V239L31 240H37V241H39L40 242V244H39V242H37L36 244H38V246H37V249L38 250H36V255L34 254L33 256H31V255H28V257H33V258H29V260H27L28 261V264H40V263H42L43 261L42 260H44V262L42 263V264H65L64 262H63V260L65 259V260H67V257H69V256H71V254H72V252H73V250H74V243H73V241H69V239L68 240H66V239H62V237H61V239L60 238H56L55 236H56V232L55 231H57V232H60V230H61V232H60V234H62L65 230H66V227L64 228V226H65V223H64V225H63V221H66V219H67V221L69 220V218L70 219H72V217H77V218H74V221H82V219H84V217L86 216L85 214H87V212L85 213V211L88 209V207H86L88 204L86 203V202H88V198H90L88 195H89V192H88V190H85V189H87L86 187H85V189H84V187L83 186H85V184L82 182L83 181V179L82 178H80L79 180L81 181L80 182V184L82 183V188L80 187V186H78V190L76 191V190H72L71 191V189H69L68 187H64L66 184L65 183H71V182H69V180L68 181H65V180H67L68 179V177H69V171L68 172H61V174L63 173V174H67V175H60V171H55L56 173L54 174V172H53V175H52V172L51 171H48ZM116 172H119V173H121L120 171H116ZM136 172V171H135ZM158 172H160V170L158 171ZM185 172V173H184ZM7 173H8V171H7ZM7 173L5 172V174L7 175ZM9 173H10V171H9ZM119 173H118V175L117 176H119ZM134 173V172H133ZM147 173V172H146ZM145 173V174H146ZM148 173V174H149ZM150 173V174H151ZM184 173V174H183ZM192 173L190 174V175H192ZM47 173L45 172L44 174H43V176L44 175H46ZM135 174V173H134ZM148 174H146V175H144V176H146V178L147 179H145V177H144V179L146 180V181H148L147 183H149V180H148V177L149 176H151L150 174L148 175ZM161 175H164V174H162V171H161V173H160ZM179 174H180V176H179ZM185 174H187V175H185ZM10 175V174H9ZM8 175V176H9ZM60 175V176H59ZM121 175V174H120ZM189 175V176H190ZM66 176H68V177H66ZM71 176V175H70ZM116 176V175H115ZM148 176V177H147ZM152 176H153V174H152ZM51 177V178H50ZM154 177V176H153ZM191 177V176H190ZM190 177H186V178H190ZM57 181V182H55V180ZM61 178V179H60ZM70 178V177H69ZM72 178V177H71ZM98 179L100 178V177H97ZM149 178H152V177H149ZM186 178H184V179H186ZM59 179V180H58ZM63 179V180H62ZM98 179H96L97 180V182H99L98 181ZM153 179V178H152ZM155 179V178H154ZM203 179H204V176H203ZM202 179V180H203ZM41 180L38 182V184H41L42 182H41ZM49 180V181H48ZM51 180V181H50ZM73 180H74V178H73ZM145 180H143V181H145ZM200 181L201 183L202 182H205V180H206V177H205V180H203V181ZM54 181V182H53ZM62 181V182H61ZM70 181H72L71 179H70ZM145 181V182H146ZM151 181V180H150ZM19 182H21V180L19 181ZM48 182V183H47ZM65 182V183H64ZM134 182H136V180L134 181ZM155 182V181H154ZM154 182H151V184H149V186L148 185H146V189L148 188H150V185H152ZM43 183V184H44ZM60 183V184H59ZM100 183V182H99ZM98 183V184H99ZM79 184V183H78ZM79 184V185H80ZM141 184H143L142 186L144 187V182H142ZM155 184V183H154ZM55 185H57V186H55ZM137 186V183H135L134 184V186ZM138 187H137V189L138 190H141V191H139V195L141 196V195H146V193H147V191L145 190L144 191V189H145V187H144V189H143V192H142V189H140L141 188V186H140V182H138ZM202 185H205L204 183H202L199 187H202ZM18 186H19V188H18ZM58 186H59V188H58ZM71 186V185H70ZM135 186V187H136ZM206 186V187H205ZM204 186V188L202 187L201 189H204L202 192H204V193H206L205 194V196L201 193V195H200V200H201V196L203 195L204 196V198L206 197V196H209L207 199H209L210 200V198H212L213 199V195H212V197L210 196V194H212V192H210V191H208L209 189H205V188H208L207 187V185H205ZM55 187H56V189H55ZM62 189H61V188ZM140 187V188H139ZM17 188V189H16ZM20 188H22V189H20ZM49 188V189H48ZM54 189V191H52ZM61 189V190H60ZM80 189V190H79ZM101 189V188H100ZM41 191V193H40V191ZM56 190V191H55ZM70 190V191H69ZM82 190V191H81ZM85 190V191H84ZM169 190V191H168ZM200 192H201V190L200 189H198ZM205 190H207L206 192H205ZM1 191V190H0ZM21 191V192H20ZM49 191V192H48ZM51 191V192H50ZM59 191V192H58ZM78 191H79V194L82 196V195H84V196H82L81 198H79L80 196H79V194H78ZM86 191L88 192L87 194H86ZM165 192L166 191H168V192H166L167 194H169L170 192H171V190L170 189H165L164 190ZM163 191V192H164ZM199 191H197V194H199L198 192ZM16 192V193H15ZM42 192L45 194V196H44V194L42 195ZM64 192V193H63ZM67 192V193H66ZM80 192H84V193H80ZM143 193V194H141V193ZM208 192H209V194H208ZM11 193H13V194H11ZM24 193V194H23ZM51 193H53L54 194V196H53V194H51ZM57 193H59L60 195H58ZM71 193H74V194H71ZM77 193V194H76ZM48 194V195H47ZM50 194V195H49ZM65 194V195H64ZM76 194V195H75ZM86 194V195H85ZM162 194H164V193H162ZM3 195V196H2ZM13 195V196H12ZM16 195V196H15ZM19 195V196H18ZM24 195V196H23ZM57 197H56V196ZM65 197H64V196ZM71 195V196H70ZM74 197H73V196ZM166 195V194H165ZM7 196V197H6ZM26 196V197H25ZM47 196V197H46ZM50 196V197H49ZM52 196V197H51ZM59 196V197H58ZM62 196V197H61ZM79 196V197H78ZM193 196V195H192ZM6 197V198H5ZM10 197V198H9ZM11 197H12V199H11ZM17 197V198H16ZM28 197V198H27ZM38 197H41V198H38ZM61 197V198H60ZM85 197V198H84ZM142 197V196H141ZM141 197H139V198H141ZM144 197V196H143ZM199 197V196H198ZM4 198V199H3ZM15 198V199H14ZM25 198V199H24ZM48 198H50V199H47ZM53 198V199H52ZM69 198V199H68ZM79 199V201H78V199ZM82 198H83V200H85V201H83L82 200ZM122 198V197H121ZM124 198V200H122ZM120 201H118L119 199H118V197H117V199H114V202L115 201H117V202H115V206L117 205V211H118V207L120 206L121 208H123V206H126V205H128V204H130V199L127 197H123ZM193 198H194V196H193ZM6 199V200H5ZM22 199H24L23 201H22ZM40 201H39V200ZM46 199V200H45ZM61 199H62V201H61ZM75 201H74V200ZM76 199H77V201H76ZM125 199H129V200H125ZM195 199V198H194ZM202 199H203V197H202ZM15 200H17V202L15 201ZM20 200V201H19ZM37 200V202H33V201H36ZM53 200V201H52ZM56 200V201H55ZM66 200V202H64V201ZM139 200H143V201H141V202H139ZM138 201H136L137 203H139L140 205H144L145 203H143V202H146L145 201V199L144 198H141V199H139ZM204 200V199H203ZM205 200H206V198H205ZM13 203L12 205H11V203ZM27 201H28V204L30 205H28L27 204ZM41 201H42V203H41ZM45 201V202H44ZM55 201V204L53 203ZM59 201V202H58ZM70 201V202H69ZM72 201V202H71ZM74 201V202H73ZM81 201H82V203H81ZM129 201V202H128ZM210 201H212V200H210ZM5 202V203H4ZM7 202V203H6ZM14 202L15 203H17V205L16 204H14ZM56 202L58 203V204H56ZM111 202H113V201H111ZM209 202V201H208ZM8 203H10V204H8ZM23 203V204H22ZM26 203V204H25ZM30 203H32V204H30ZM35 205H34V204ZM37 203H38V205H37ZM44 203V204H43ZM47 203V204H46ZM54 204L55 206H57V205H60V209L58 210V214H56V216H55V218L53 217V215H55V213H52L51 214V216L52 217H47L46 216V213H44L43 214V211L45 212V211H47L48 212V210L49 209H51L50 208V206H52V205H49V204ZM72 203V204H71ZM74 203V204H73ZM79 203H81V205L82 206H80V204ZM128 203V204H127ZM137 203H135V204H137ZM142 203V204H141ZM3 204H5L6 205V208H5V206L3 205ZM8 204V205H7ZM43 204V205H42ZM68 204V205H67ZM120 204V205H119ZM1 205H2V207H1ZM16 205V206H15ZM23 205H28V206H23ZM32 205V206H31ZM44 205H46V206H44ZM65 205V206H64ZM69 205H70V207H69ZM73 205H74V208H73ZM85 205V206H84ZM112 205H114V203H112ZM122 205V206H121ZM4 206V207H3ZM12 207L11 209H8V208H10V207ZM15 206V207H14ZM76 206V207H75ZM114 206V207H115ZM17 207V208H16ZM21 207H23V208H21ZM29 207H31V208H29ZM35 207H38V208H35ZM64 207V208H63ZM83 207V208H82ZM2 208V209H1ZM4 208V209H3ZM25 208V209H24ZM41 208H44L42 211H41ZM47 208H48V210H47ZM72 208V209H71ZM77 208V209H76ZM79 208H80V211H79ZM6 209H8V210H6ZM16 209V210H15ZM17 209H21V210H19V211H21V212H17ZM27 209V210H26ZM28 209H29V211H28ZM37 209H39V210H37ZM63 209V210H62ZM66 209V210H65ZM73 209H76L75 210V212H73ZM3 210V211H2ZM14 210V211H13ZM33 212H32V211ZM57 210V209H56ZM197 210V209H196ZM214 210V209H213ZM8 213H7V212ZM13 211V212H12ZM36 211V212H35ZM65 211V212H64ZM77 211V212H76ZM79 211V212H78ZM83 212V215H85V216H83L82 215V212ZM116 211V207L114 208V212ZM215 211H216V209L213 211L214 213H215ZM6 214H5V213ZM9 212H10V214H9ZM12 212V213H11ZM15 212V214H13ZM35 212V213H34ZM37 212H39V213H37ZM41 212V213H40ZM62 212H63V214H62ZM67 212V213H66ZM194 212H195V210H194ZM4 213V214H3ZM25 213V214H24ZM37 213V214H36ZM64 213H65V215H64ZM71 213H73V214H71ZM85 213V214H84ZM115 213H117V212H115ZM19 214V216H17ZM22 214V215H21ZM31 214V215H30ZM35 214V215H34ZM79 214H80V216H82V218L79 216ZM173 214V216H174V218H175V220L173 219V222H174V224L175 225H177V226H175L174 224H173V222L171 221V219L170 218H168L167 217V215H166V217H164V218H162L161 216V218H162V220L160 221V219L161 218H159V216L157 217V219L156 220H158V218H159V220H158V224L157 225H162V223H163V220H165L166 222H164V226L163 227H166V225H168L169 224V222H170V226L168 225L167 227H168V230L165 228V232L168 234V233H170V236L172 237V239H173V241L175 240L176 241V245H178L177 243H180L181 241H183L182 239H184V238H186L187 237V235H191V234H189V231H186L185 232V230H187V228L184 226V225H182V223H185L184 221H182V223H181V219H180V217L179 218H177V220H176V217L175 216H177L178 215V213H172ZM171 214V215H172ZM174 214H176V215H174ZM14 215V216H13ZM35 217H34V216ZM37 215V216H36ZM41 215V216H43L44 215V218H43V220H42V218L41 217H39V216ZM72 215V216H71ZM105 215V214H104ZM103 215V216H104ZM170 215V216H171ZM12 216V217H11ZM27 216H29V217H27ZM32 216V217H31ZM58 216H59V218H58ZM62 216V217H61ZM173 216H171V217H173ZM8 217H10V218H8ZM19 217H20V219H19ZM27 217V218H26ZM38 217V218H37ZM47 217V218H46ZM66 217H68V218H66ZM178 217V216H177ZM25 220H24V219ZM36 218V219H35ZM47 220H46V219ZM50 219V222H52V220L54 219V222L53 223H55V224H53V223H51V229L49 230V228H45V230H47L48 232H44V230H42V229H40V233L39 232H36L37 231V229L35 228V227H37L38 225H37V221L38 222H40V223H44V224H46V222H48V220ZM52 218V219H51ZM64 218V219H63ZM102 218V217H101ZM104 219H105V217H103ZM167 220H166V219ZM11 219V220H10ZM16 219V220H15ZM22 219V220H21ZM27 219V220H26ZM40 219V220H39ZM44 219H45V221H44ZM63 219V220H62ZM81 219V220H80ZM90 219V218H89ZM170 219V220H169ZM30 220V222L28 223L27 221H29ZM36 220V226H33V224H34V221ZM14 223H13V222ZM43 221V222H42ZM59 221V222H58ZM66 221V222H67ZM161 222V224H159L160 222ZM167 221H169V222H167ZM4 222V223H3ZM33 224H32V223ZM57 222V223H56ZM172 222V223H171ZM62 223V224H61ZM82 223H84V220L82 221ZM168 223V224H167ZM29 224V225H28ZM60 224L62 225V226H60ZM166 224V225H165ZM173 224V225H172ZM223 224H225V228H226V226H227V223H223ZM222 224V226H224ZM11 225V226H10ZM13 225L15 226V227H13ZM35 225V224H34ZM156 224H155V226L154 227H156L157 226ZM171 225H172V227H171ZM8 226V227H7ZM20 226V227H19ZM24 226V227H23ZM25 226H26V228H25ZM31 226V227H30ZM62 227L61 229L60 228H58V227ZM89 226H91V225H89ZM175 226V227H174ZM181 226V227H180ZM194 227H193V230L195 231V229H196V231H198V228H197V224H196V226H195V224L193 225ZM23 227V228H22ZM46 227V226H45ZM55 227V228H54ZM182 227H184V228H182ZM196 227V228H195ZM12 228V229H11ZM21 228V230H19ZM30 228V229H29ZM38 228V227H37ZM91 228V227H90ZM93 228V227H92ZM173 228V229H172ZM177 228V229H176ZM186 228V229H185ZM7 229H8V232H7ZM34 229H36L35 230V232H34ZM169 229H170V231H169ZM176 229V230H175ZM2 230V231H1ZM4 230V231H3ZM17 230V231H16ZM26 230H28V231H26ZM31 230V231H30ZM38 230H39V228H38ZM42 230V231H41ZM52 230V231H51ZM59 230V231H58ZM63 230V231H62ZM19 231V232H18ZM33 231V232H32ZM53 231H54V233H53ZM151 231V232H150ZM153 231V228H152V230H148V235L150 234V235H152V236H150V237H153L154 235V233L152 232ZM173 231H175V233L173 232ZM4 232V233H3ZM13 232V233H12ZM16 232V233H15ZM30 232V233H29ZM46 233L45 235L43 234V233ZM51 232V233H50ZM21 233V234H20ZM23 233V234H22ZM25 233H27V234H25ZM42 234V235H38V234ZM48 233V234H47ZM152 233V234H151ZM186 233V234H185ZM20 234V235H19ZM35 234V235H34ZM49 234H51V236L49 235ZM172 234H174V236H172ZM5 235V236H4ZM17 236V238H16V236ZM37 235H38V238H40V236H42V238H40V239H37ZM49 235V236H48ZM175 235H177V236H175ZM185 235V236H184ZM22 236V237H21ZM26 236V237H25ZM43 236H44V238H43ZM46 236H48L47 238H46ZM183 236V237H182ZM50 237V238H49ZM51 237H52V239H51ZM176 237H178V238H176ZM13 238H15V239H13ZM23 238V239H22ZM31 238V237H30ZM54 238V239H53ZM175 238V239H174ZM180 238V239H179ZM7 239V240H6ZM17 239V240H16ZM51 239V240H50ZM59 239V240H58ZM200 239H204L203 237L202 238H199L198 240H200ZM22 240V241H21ZM41 240L43 241V242H41ZM45 240V241H44ZM47 240V241H46ZM53 240V241H52ZM61 240V241H60ZM63 240V241H62ZM179 240H181L180 242H179ZM21 241V242H20ZM11 242H13V243H11ZM46 242V243H45ZM55 242V243H54ZM58 242V243H57ZM62 243V246H60L61 245V243ZM63 242H65V243H63ZM71 242H72V244H71ZM192 242H194V240L192 241ZM202 243V241L200 240L199 241V243ZM4 243L8 246L7 248L5 247L4 248ZM60 243V244H59ZM67 243V244H66ZM93 243V242H92ZM91 243V244H92ZM43 244V245H42ZM51 246H50V245ZM59 244V245H58ZM15 245V246H14ZM40 245V246H39ZM54 245V246H53ZM69 245V246H68ZM71 245H72V247H71ZM92 245H94V244H92ZM195 245V244H194ZM9 246H12V247H10L9 248ZM47 248H46V247ZM61 248H60V247ZM138 246H141V244L140 245H138ZM179 246V245H178ZM197 246V245H196ZM66 247V248H65ZM46 248V249H45ZM64 248V249H63ZM142 248V247H141ZM43 250V251H40V250ZM72 249V250H71ZM52 250H53V253H51L52 252ZM56 250V251H55ZM61 250V251H60ZM66 250H67V252H66ZM69 250V251H68ZM71 250V251H70ZM9 252V253H8ZM40 252H41V254H40ZM58 252V253H57ZM12 253V254H11ZM46 253H49V255H50V253L51 254H55V258L53 259H51V261L50 260H48V258H45L44 256H46V255H44V254H46ZM57 253V254H56ZM64 253V254H63ZM70 253V254H69ZM10 254V255H9ZM16 254V255H15ZM67 254V255H66ZM69 254V255H68ZM7 255H8V257H7ZM15 255V256H14ZM42 255V256H41ZM44 255V256H43ZM56 255H57V258H56ZM41 258H40V257ZM62 256V257H61ZM67 256V257H66ZM11 257V258H10ZM15 257V258H14ZM27 257V258H28ZM35 257H37V258H35ZM39 257V258H38ZM61 259H60V258ZM233 257H234V259H233ZM231 259H232V261L236 264V262H235V259L237 260V258H238V256H233ZM7 258V259H6ZM42 258H44V259H42ZM60 259V260H58V261H56L57 259ZM10 259V260H9ZM12 259V260H11ZM19 259V260H18ZM47 259V260H46ZM16 260V261H15ZM32 260H33V262H32ZM64 260V261H65ZM252 260V259H251ZM255 259L253 258V262L252 263H254V264H256L257 262H258V259L256 260V261H254ZM14 261V262H13ZM18 261V262H17ZM26 261V262H27ZM31 263H30V262ZM50 261V262H49ZM55 261V262H54ZM239 261V260H238ZM57 262V263H56ZM66 262V264H69V263H67V261H65ZM251 262H249V264L251 263ZM238 263V262H237ZM251 263V264H252ZM27 264V263H26Z\"/></svg>",
	"mask_w": 264,
	"mask_h": 264
}]
</instances>
